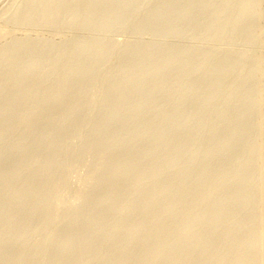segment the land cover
Wrapping results in <instances>:
<instances>
[{"label":"rangeland","instance_id":"rangeland-1","mask_svg":"<svg viewBox=\"0 0 264 264\" xmlns=\"http://www.w3.org/2000/svg\"><path fill=\"white\" fill-rule=\"evenodd\" d=\"M49 1V3H47ZM41 2V0H0V59L4 58V60L0 64V135L2 134V140L0 139V171L1 170H8L9 168H12V166L21 158L24 160L25 164H28L29 160L32 158V156L39 157V160L41 162L47 161V158L52 159L56 155L54 160V164L57 162L61 163H67L68 167L66 166L64 172L62 169H56L58 173H56L60 177L62 176V180L60 181V185H63V179L67 186H59L56 185L54 187V193L53 189L48 195H43V198L48 200L49 206H45L44 209H41V213L37 215V217L33 220L34 222H31L33 224V227L36 226L39 227V225H42L41 230L44 232H40L34 234L33 236H25L22 234L24 232V227L22 225L16 226L12 232L10 233V237H13L15 244H14V250L13 254L5 256V254H0V264L5 261H9L13 255H15L17 252H19L20 248H25L27 245L29 248L30 246L33 247L34 244H37L38 246H41L42 249H47L42 253L39 252L36 255H34L33 258L28 262L29 264H47L50 259V250L60 244V242H63L62 239H59V236L61 237L62 231L67 229L68 222L67 219L72 215L73 212L78 210H83V208H86L88 206L89 197L80 195V192L84 190V193L86 194L88 191L96 187L95 182L91 183H84L85 174L88 173V170L91 168V166L95 163V160L97 158L98 153L101 152V150H107V147L109 145L114 144L116 142L123 143L117 146L115 149H111L109 152V161L111 163H114L118 161V159L122 156H125L128 158V160L131 161L132 169L129 172V177H134L138 175L141 171L142 165L145 168V171L148 170L149 172H144V181L141 185H133L128 184V179L124 178L122 179L120 185L124 186L125 190L132 194H124L120 195L114 198L113 202L107 203L97 210L98 216L100 218H103V216H106L112 206V204H120L123 201H127V203L135 204V208L132 209L130 212H127V210H120L119 212L115 213L114 215L106 218L104 224H102L103 232H108L113 225L118 220H122L126 217L129 218V220L135 221L138 219V217H142L143 215H149L148 210H144L140 208L139 203L141 201L142 193L144 191L154 190V189H160L162 185L172 184L175 189H180V193L175 195V197H172V202L174 201V204L178 206L176 212L169 216L165 222L168 223L167 228L164 229V232L161 234L159 233V236H162L160 239L165 240L168 238H172L176 242L184 243L187 242L188 239H190L189 235L185 234H179L181 227L180 222H183L185 217L184 215L188 213H192V211L197 210L198 212H205L208 211V215L205 218V223L207 220H209L211 217H213L216 214V210H218V207L220 206L223 210L226 212L231 211L230 217L229 215L225 214L222 216V224L224 226H234L238 223L244 222V224L247 226V228L244 231V226L242 228V231H240V227L232 226V231L229 232L225 237L228 239L225 240L224 244L225 246H220V249H223L222 247H225V253H230V248H232L231 252L233 253V247L232 240L237 239L236 236H238V239H242L243 241H247L248 249L243 258L240 256L238 258H241L240 260L244 261V264H263L264 261L261 259H264V121H263V113H264V0H53L55 1L52 3V0H48ZM59 1V2H58ZM69 1V2H68ZM113 1V2H112ZM125 1V2H123ZM173 4H172V2ZM191 3H190V2ZM245 3H244V2ZM248 1V2H247ZM262 3V4H256ZM260 1V2H259ZM20 2V3H19ZM41 2V3H40ZM45 2V3H44ZM51 2V3H50ZM100 2V3H99ZM107 2V3H106ZM134 2V3H133ZM139 2V3H138ZM163 2V3H162ZM180 2V3H179ZM187 2V3H186ZM199 2L200 5H199ZM204 2H206L204 4ZM212 2V3H211ZM230 2V3H228ZM238 2V3H237ZM241 2V3H240ZM35 10H33L29 5ZM59 3V4H58ZM63 3V4H61ZM95 3V4H94ZM98 3V4H97ZM130 3V4H128ZM148 3V4H147ZM211 3V4H210ZM217 3V4H216ZM228 3V4H227ZM237 5H236V4ZM249 5H248V4ZM7 4V5H6ZM34 6H33V5ZM36 4V6H35ZM42 4V5H41ZM47 6H46V5ZM53 4V6H52ZM61 4V6H60ZM69 4V5H68ZM72 4V5H71ZM77 4V5H76ZM87 4V5H85ZM110 10H107V8ZM128 4V5H127ZM134 4V5H133ZM136 4V5H135ZM178 4V5H177ZM209 4V5H208ZM233 4V5H232ZM240 4V5H239ZM242 4V5H241ZM255 4V6H254ZM28 5V6H26ZM38 5V6H37ZM51 5V6H50ZM59 5V6H57ZM92 5H96L95 7ZM131 5V6H130ZM176 5V6H175ZM189 5V7H188ZM195 5V6H193ZM202 5V6H201ZM216 5V6H215ZM220 5V6H219ZM239 5V6H238ZM244 5V6H243ZM258 5V6H257ZM12 6V7H11ZM73 6V7H72ZM88 6V7H86ZM113 6V7H111ZM129 6V7H128ZM167 6V7H166ZM170 6V7H169ZM206 6V7H203ZM237 6V9L235 7ZM247 6V7H246ZM252 6V7H251ZM263 6L262 8H260ZM4 7V8H3ZM47 7L49 9H47ZM55 7V8H53ZM61 7V8H60ZM66 7V8H64ZM118 7V8H116ZM131 7V8H130ZM144 7V9H143ZM153 7V8H152ZM156 7V8H155ZM165 7V8H164ZM194 7V8H193ZM209 7V9H208ZM212 7V8H211ZM228 7V8H227ZM233 9H232V8ZM245 7V8H244ZM251 7V8H250ZM259 7V8H258ZM11 8V9H9ZM31 8V9H30ZM59 8V9H58ZM64 8V9H63ZM73 8V9H72ZM105 8V9H104ZM122 8V9H121ZM139 10H138V9ZM160 8V9H159ZM168 8V9H167ZM171 8V9H169ZM178 8V9H177ZM187 8V9H186ZM192 8V9H191ZM199 8V9H198ZM205 10H204V9ZM224 8V9H223ZM235 8V9H234ZM254 8V9H252ZM258 10H257V9ZM55 9H62L61 11ZM65 9L67 11H65ZM72 9L73 13H72ZM90 11H88V10ZM92 9V10H91ZM115 9V10H112ZM131 9V10H130ZM163 9V10H162ZM181 9V10H179ZM190 9V10H189ZM197 9V11H196ZM213 9V10H211ZM226 9V10H225ZM229 9V10H228ZM247 9V10H246ZM261 11H260V10ZM51 10V11H50ZM70 10V11H69ZM94 10V11H93ZM120 10V12H119ZM171 12H170V11ZM175 10V11H174ZM201 10V11H200ZM225 10V12H224ZM233 10V11H232ZM238 10V12L236 11ZM252 12H251V11ZM35 11V13H34ZM41 11V12H40ZM54 11V13H53ZM76 11V12H74ZM99 11V12H98ZM149 11V12H148ZM181 11V12H180ZM207 11V12H206ZM212 11V12H211ZM246 11V12H245ZM256 11V12H255ZM258 11V12H257ZM3 12V13H2ZM11 12V13H10ZM33 12V14H32ZM43 12V13H42ZM92 12V13H91ZM113 12V13H112ZM135 12V13H134ZM140 12V14L138 13ZM154 12V13H153ZM168 12V13H167ZM184 12V14H183ZM194 12V13H193ZM204 12V14H203ZM210 14H209V13ZM242 12V13H241ZM82 13V14H81ZM97 13V14H96ZM105 13V14H104ZM123 13V15H122ZM131 13V14H130ZM150 13V14H149ZM152 13V14H151ZM193 13V14H192ZM214 13V14H212ZM226 13V14H225ZM237 13V14H235ZM246 13V14H243ZM3 14V15H2ZM6 14H12L7 15ZM49 16H48V15ZM51 14V15H50ZM55 16H54V15ZM57 14V15H56ZM61 16H59V15ZM64 14V15H62ZM72 14V16H71ZM81 14V15H80ZM101 14V15H100ZM113 14V15H112ZM125 14V15H124ZM178 14V15H177ZM201 14V15H200ZM218 14V15H217ZM223 14V15H222ZM233 14V15H232ZM249 14V15H248ZM258 16H256V15ZM262 17H261V15ZM5 15V16H4ZM26 15V16H25ZM42 15V17H41ZM69 15V16H68ZM190 15V16H188ZM192 15V16H191ZM194 15V16H193ZM204 15V17H203ZM213 15V16H212ZM216 15V16H215ZM231 15V16H230ZM244 15V17H243ZM12 16V17H11ZM28 16V17H27ZM40 16V17H39ZM46 16V17H45ZM58 16V18H57ZM71 16V17H70ZM75 16V17H73ZM78 16V17H77ZM100 16V17H99ZM131 16V17H130ZM159 16V18H157ZM186 16V17H185ZM208 16V18H207ZM211 16V17H210ZM234 16V17H233ZM34 17V18H33ZM56 17V18H55ZM66 17V19H65ZM70 17V18H69ZM97 17V18H95ZM107 17L109 19H107ZM120 17V19H119ZM130 17V18H129ZM140 17V18H139ZM181 17V18H180ZM200 17V18H199ZM231 17V18H230ZM239 17V19L237 18ZM243 17V18H242ZM259 17V18H258ZM7 18V19H6ZM13 18V19H12ZM38 18L37 21H35ZM61 18V20H60ZM103 18V19H102ZM113 18V19H112ZM132 18V19H131ZM154 18V19H152ZM205 18V19H204ZM213 18V19H212ZM219 18V19H218ZM226 18V19H225ZM234 18V19H232ZM258 20H257V19ZM57 21H56V20ZM70 21H69V20ZM75 19V20H74ZM84 19V22H83ZM87 19V20H86ZM105 19V20H104ZM148 19L150 21H148ZM160 19V20H159ZM170 19V20H169ZM184 19V20H183ZM188 19V20H187ZM196 19V20H195ZM209 19L211 21H209ZM218 19V20H217ZM243 19V21H242ZM247 19V20H246ZM250 19V20H249ZM254 19V20H253ZM261 19V20H260ZM11 20V21H10ZM26 20V21H25ZM31 20V21H30ZM43 22H42V21ZM73 23H72V21ZM79 20V21H77ZM81 20V21H80ZM97 20V21H96ZM126 20V21H125ZM143 20V21H142ZM156 20V22H155ZM172 20V21H171ZM178 20V21H177ZM230 20V21H229ZM234 20V21H233ZM249 20V21H248ZM14 21V22H12ZM29 21V22H28ZM35 21V22H34ZM42 22V23H39ZM77 21V22H76ZM87 21V22H86ZM111 21V22H109ZM113 21V23H112ZM122 21L124 23H122ZM140 23H139V22ZM154 21V22H153ZM199 21V22H198ZM223 21V22H222ZM239 23H237V22ZM240 21V22H239ZM246 21V22H245ZM248 21V22H247ZM5 22V23H4ZM13 24H11V23ZM22 22V23H21ZM26 22V23H24ZM92 22V23H91ZM99 22V23H98ZM106 22V23H105ZM110 24H109V23ZM127 22V23H126ZM133 22V23H132ZM204 22V23H203ZM244 22V23H242ZM249 22H252L249 23ZM4 23V24H2ZM9 23V24H8ZM21 23V24H20ZM57 23V24H56ZM67 23V24H65ZM71 23V24H70ZM89 25H88V24ZM95 23V24H94ZM98 23V24H97ZM120 23V24H118ZM132 23V24H131ZM164 23V24H163ZM167 23V24H166ZM202 25H201V24ZM216 23V25H215ZM220 23V24H219ZM232 26H231V24ZM235 23L237 25H235ZM249 23V24H248ZM6 24V25H5ZM26 24V25H25ZM30 24V25H29ZM40 24V26H39ZM47 24V25H45ZM76 24V25H75ZM82 24V25H80ZM103 24V25H102ZM122 24V25H121ZM140 24V25H138ZM152 24V25H150ZM190 24V25H189ZM197 24V25H196ZM207 24L208 27L207 28ZM210 24V25H209ZM227 24V25H226ZM241 24V25H240ZM248 26H245V25ZM20 25V26H19ZM37 25V26H36ZM57 25V27H56ZM63 25V26H62ZM84 25H88L87 28ZM93 25V26H90ZM135 25V26H134ZM183 25V26H182ZM188 25V26H187ZM201 25V26H200ZM235 25V26H234ZM26 26V27H25ZM30 26V27H29ZM44 26V27H43ZM123 26V27H122ZM166 26V29H165ZM188 28H187V27ZM206 26V27H205ZM215 26V27H214ZM217 26V27H216ZM225 26V27H224ZM231 26L232 30L229 29ZM244 26V27H243ZM18 27V28H17ZM21 27V28H20ZM28 27L30 29H28ZM39 27V28H38ZM46 27V28H45ZM62 27V28H61ZM68 27V29L66 28ZM75 27V28H74ZM108 27V28H107ZM150 27V28H149ZM179 27V28H178ZM181 27V28H180ZM183 27V28H182ZM196 27V28H195ZM199 27V28H198ZM242 27V28H240ZM2 28V29H1ZM17 28V29H16ZM59 28V29H58ZM94 28V29H93ZM98 28V29H97ZM118 28V30H117ZM146 28V29H145ZM152 28V29H151ZM198 28V29H197ZM205 28V29H203ZM228 28V29H225ZM236 30H235V29ZM4 29V30H3ZM14 29V30H13ZM27 29V30H26ZM44 31H43V30ZM58 29V30H57ZM65 29V30H64ZM77 29V30H76ZM79 29V30H78ZM115 29V30H114ZM145 29V31H144ZM157 29V30H156ZM176 29V30H175ZM202 29V30H201ZM214 29V30H213ZM241 29V30H240ZM259 29V30H258ZM21 30V31H20ZM46 30V31H45ZM57 30V31H56ZM62 30V31H61ZM68 30V31H67ZM94 30V31H93ZM121 30V31H120ZM128 30V31H127ZM150 30V31H149ZM175 30V32H174ZM183 30V31H182ZM186 30V31H185ZM14 33H12V32ZM49 31V32H48ZM95 33L92 34L91 33ZM119 31V32H118ZM139 31V32H138ZM165 31V32H164ZM191 31V32H190ZM2 32V33H1ZM5 36L3 33H5ZM155 32V33H154ZM183 32V33H182ZM188 32V33H187ZM210 32V33H209ZM225 32V33H224ZM230 34H229V33ZM242 32V33H241ZM259 32V33H258ZM16 33V34H15ZM19 33V35H18ZM49 33H51L49 35ZM84 33V34H83ZM102 33V34H101ZM148 33V34H147ZM152 33V34H151ZM174 33V34H172ZM181 33V34H180ZM187 33V34H186ZM196 33V35H194ZM261 33V34H260ZM11 34V35H10ZM60 34V35H59ZM79 34V35H78ZM132 34V35H131ZM151 34V36H150ZM170 34V35H169ZM183 34V35H182ZM202 34V35H201ZM204 34V35H203ZM209 34V36H208ZM211 34V35H210ZM222 34V35H221ZM235 34V35H234ZM13 35V36H12ZM18 35V36H17ZM26 35V36H25ZM39 35V36H38ZM49 35V36H48ZM78 35V36H77ZM87 35V36H86ZM93 35V36H92ZM96 35V36H95ZM111 35V36H110ZM138 35V36H137ZM149 35V36H148ZM157 35V36H156ZM169 35V36H168ZM227 35V36H226ZM240 35V36H239ZM262 35V36H261ZM25 36V37H24ZM32 39L30 42V37ZM37 36V37H36ZM46 36V37H43ZM86 36V37H85ZM110 36V38H108ZM128 36V37H127ZM147 38H145V37ZM167 36V37H166ZM182 36V37H181ZM185 36V37H184ZM217 36V37H216ZM246 36V37H245ZM253 36V37H252ZM256 36V37H255ZM259 36V39H258ZM11 37V38H10ZM18 37V38H17ZM22 37V38H21ZM27 37V38H26ZM53 37V38H52ZM81 39H80V38ZM99 37V38H98ZM124 37V38H123ZM201 37V38H200ZM223 37V38H222ZM227 37V38H226ZM263 37V38H262ZM41 38V39H39ZM113 38V39H112ZM132 38V39H131ZM226 38V39H225ZM251 38V39H250ZM10 39V40H9ZM15 39V41H14ZM25 39V40H24ZM29 39V40H28ZM58 39V40H57ZM61 39V40H60ZM66 39V40H65ZM73 39V40H72ZM107 39V40H106ZM148 39V40H147ZM151 39V40H150ZM155 39V40H154ZM250 39V40H249ZM9 40V41H8ZM45 40V41H44ZM53 40V42H52ZM76 40V41H75ZM79 40V41H78ZM115 43H114V41ZM159 40V41H158ZM169 40V41H168ZM227 40V41H226ZM233 40V41H232ZM248 40V41H247ZM259 40V42L257 41ZM20 41V42H19ZM22 41V42H21ZM28 41V42H27ZM36 41V43H34ZM56 41V42H55ZM86 41V42H85ZM88 41V42H87ZM107 41V42H105ZM177 41V42H176ZM180 41V42H179ZM192 41V42H191ZM241 41V42H240ZM247 41V42H246ZM9 42V43H8ZM27 42V44H26ZM38 42V43H37ZM41 42V43H40ZM48 42V43H47ZM66 42V43H65ZM77 42V43H76ZM82 42V43H81ZM92 42V43H91ZM98 42V43H96ZM131 42V43H130ZM146 42V43H145ZM152 42V43H151ZM154 42V43H153ZM159 42V43H158ZM161 42V43H160ZM209 42V43H208ZM220 42V43H219ZM244 42V44H243ZM257 42V43H256ZM15 45L14 47L12 45ZM21 43V44H19ZM25 43V44H24ZM33 43V44H32ZM47 43V44H46ZM54 43V44H53ZM86 43V44H84ZM120 43V45H119ZM141 43V44H140ZM172 43V44H171ZM212 43V44H210ZM229 43V44H228ZM260 45H259V44ZM8 44H11L8 46ZM24 44V45H23ZM58 44V45H57ZM68 44V46H67ZM72 46H71V45ZM75 44V45H73ZM77 44V45H76ZM81 44V45H80ZM84 44V45H83ZM94 46H93V45ZM139 44V45H138ZM150 44V46H149ZM162 44V45H161ZM217 44V45H216ZM4 45V47H3ZM43 45L44 48L41 46ZM55 45V46H54ZM66 45V46H65ZM79 45V46H78ZM109 45V46H108ZM137 45V46H136ZM141 45V46H140ZM143 45V46H142ZM209 45V46H208ZM236 45V46H235ZM254 45V46H253ZM257 45V46H256ZM31 46V47H30ZM33 46L38 47L36 49L37 52L40 53V56L36 54V49L32 48ZM47 46V47H46ZM52 46V47H51ZM75 46V47H74ZM94 48H93V47ZM97 46V47H96ZM100 46V47H99ZM133 46V47H132ZM146 46V47H145ZM148 46V47H147ZM158 46V47H156ZM164 46V47H162ZM174 46V47H173ZM223 46V47H222ZM9 47V48H8ZM23 49H22V48ZM27 47V48H26ZM42 47V48H41ZM67 47V49H66ZM77 47V48H76ZM84 47L86 49H84ZM125 49H124V48ZM136 47V48H135ZM248 47V48H247ZM251 47V48H250ZM14 48V50H12ZM19 50L17 51V49ZM32 48V49H31ZM40 48V49H39ZM73 48V49H72ZM89 49V51L87 50ZM91 48V49H90ZM99 48V49H98ZM210 48V49H209ZM218 48H220L218 50ZM240 48V49H239ZM9 49V50H8ZM29 49V50H28ZM31 49V50H30ZM55 49V51H54ZM60 49V50H59ZM94 51H93V50ZM116 52H115V50ZM130 49V50H129ZM140 49V50H139ZM150 49V50H149ZM165 49V50H164ZM174 49V50H173ZM227 51H226V50ZM249 49V50H248ZM251 49V52H250ZM11 50V51H10ZM18 52H16V51ZM27 52H25V51ZM42 50V51H41ZM53 50V51H52ZM68 52H67V51ZM71 50V51H70ZM74 50V52L72 51ZM86 50V51H84ZM104 50V52L102 51ZM110 52H109V51ZM231 50V51H230ZM234 50V51H233ZM236 50V51H235ZM61 51V52H60ZM63 51V52H62ZM96 51V52H95ZM107 51V52H106ZM135 51V52H134ZM150 51V52H149ZM186 51V52H185ZM201 51V52H200ZM204 51V52H203ZM207 51V52H206ZM221 51V52H220ZM20 52V53H19ZM23 52V53H22ZM43 52V53H42ZM72 52V54H71ZM82 52V53H81ZM88 52V53H87ZM98 52V53H97ZM140 52V53H139ZM148 52V53H147ZM167 52V53H166ZM173 52V53H170ZM215 52V53H214ZM241 52V53H240ZM249 52V53H248ZM253 52V53H252ZM33 53V55L31 54ZM52 53V54H51ZM64 53V54H63ZM84 53V54H83ZM110 53V54H109ZM143 53V54H142ZM182 53V54H181ZM184 53V54H183ZM213 53V54H212ZM221 53V54H219ZM228 53V54H227ZM36 54V55H34ZM43 54V55H42ZM48 54V55H47ZM61 54V55H60ZM78 54V55H77ZM94 54V56H93ZM141 54V55H140ZM159 54V55H158ZM167 54V55H166ZM176 54V55H174ZM212 54V56H211ZM219 54V55H218ZM7 55V56H6ZM28 55V56H27ZM31 55V56H30ZM45 55V56H44ZM63 55V56H62ZM80 55V56H79ZM82 55V56H81ZM104 55V57H103ZM113 55V56H112ZM158 55V56H157ZM33 56V57H32ZM36 56V57H35ZM67 56V58H66ZM71 56V57H70ZM85 56V57H83ZM89 56V57H87ZM111 56V57H109ZM149 56V58H148ZM157 56V57H156ZM165 56V57H164ZM167 56V57H166ZM199 56H202L201 58ZM207 58H206V57ZM218 56V57H216ZM233 56V57H232ZM235 56V57H234ZM251 56V57H250ZM29 57V58H28ZM32 57V58H31ZM35 57V58H34ZM40 57V58H39ZM62 57V58H61ZM74 57V58H73ZM101 57V58H100ZM108 57V58H107ZM116 57V58H115ZM163 57V58H162ZM251 59H250V58ZM257 57V58H256ZM261 57L263 59H261ZM7 58V59H6ZM16 58V59H15ZM21 58V59H20ZM27 58V59H26ZM57 58V60H56ZM79 58V59H78ZM87 58V59H86ZM100 58V60H99ZM103 58V59H102ZM111 58V59H110ZM145 58V59H144ZM171 58V59H170ZM173 58V59H172ZM209 58V60H208ZM212 58V59H211ZM214 58V59H213ZM229 58V59H228ZM14 59V60H13ZM20 59V60H19ZM34 59V60H33ZM40 59V60H39ZM51 59V61H50ZM70 59V60H68ZM117 59V60H116ZM129 59V60H128ZM132 59V60H131ZM183 59V60H182ZM199 59V60H198ZM202 59V60H201ZM255 59V60H254ZM9 60V61H8ZM12 60V62L10 61ZM16 60V62H15ZM18 60V61H17ZM56 60V61H55ZM77 60V61H75ZM96 60V61H95ZM113 60V61H112ZM152 60V61H151ZM166 60V61H165ZM194 60V61H193ZM201 60V61H200ZM206 62H205V61ZM217 60V61H216ZM257 60V61H256ZM259 60V61H258ZM20 61V62H19ZM24 61V62H23ZM28 61V62H27ZM34 61V63H33ZM38 62L41 66L39 68V65L35 63ZM53 61V62H52ZM68 61V62H66ZM83 61V62H82ZM88 61V62H86ZM94 61V62H93ZM105 61V62H103ZM108 63H107V62ZM173 61V62H172ZM180 61V62H179ZM258 63H256V62ZM23 62V63H22ZM30 62V63H29ZM48 62V63H47ZM118 62V63H117ZM155 62V63H154ZM169 62V63H168ZM198 62V64H197ZM208 62V63H207ZM231 62V63H230ZM261 62V63H260ZM4 63V64H3ZM7 63V64H5ZM12 63V64H11ZM19 63V64H18ZM22 63V64H21ZM33 63V64H32ZM70 63V64H69ZM78 63V64H77ZM81 63V64H80ZM86 63V64H85ZM95 63V64H94ZM139 63V64H138ZM145 63V64H144ZM181 63V64H180ZM200 63V64H199ZM203 63V64H202ZM217 63V64H216ZM228 63V64H226ZM243 63V64H241ZM76 64V65H75ZM106 66H105V65ZM109 64V65H108ZM238 64V65H237ZM13 65V66H12ZM19 65V66H18ZM20 65L22 67H20ZM26 65V66H25ZM31 65V66H30ZM43 65V66H42ZM58 65V66H57ZM90 69H89V66ZM95 65V66H94ZM115 65V66H114ZM130 65V67H129ZM132 65V66H131ZM167 65V66H165ZM190 65V67H189ZM196 65V66H195ZM201 65V66H200ZM206 65V66H205ZM210 68H209V66ZM220 67H219V66ZM258 65V67H257ZM263 66V70L262 67ZM3 66V67H1ZM5 66V67H4ZM10 66V68H9ZM29 66V67H28ZM36 66V67H35ZM38 66V67H37ZM66 66V67H65ZM73 66V67H72ZM85 66L88 68L85 69ZM93 66V67H91ZM112 66V67H111ZM124 66V67H123ZM137 66V67H136ZM141 66V67H140ZM156 66V67H155ZM162 66V67H161ZM195 66V67H194ZM241 66V67H240ZM250 66V67H249ZM12 67V68H11ZM14 67V68H13ZM48 67V68H47ZM59 67V69H58ZM114 67V68H113ZM120 67V68H119ZM132 67V69H131ZM145 67V68H144ZM239 67V69H238ZM6 68V69H5ZM9 68V69H8ZM21 68V69H20ZM25 68V69H24ZM30 68V69H29ZM37 69V71L35 70ZM53 68H55L54 72L52 71ZM64 68V70H63ZM67 68H71V71H69ZM78 68V69H77ZM107 68V69H106ZM122 68V69H121ZM185 68V69H184ZM234 68V69H233ZM258 68V69H256ZM5 69V70H4ZM14 69V70H12ZM20 69V70H19ZM40 69V70H39ZM61 69V70H60ZM89 69V71H88ZM94 69V70H92ZM127 69V70H125ZM140 69V70H138ZM214 69V70H213ZM223 69V70H222ZM226 69V70H225ZM261 69V70H260ZM8 70V71H7ZM11 70V71H10ZM49 70V71H48ZM51 70V71H50ZM58 72L56 73V71ZM63 70V71H62ZM73 70V71H72ZM77 70V71H76ZM79 70V71H78ZM82 70V71H81ZM87 70V71H86ZM137 70V71H136ZM174 70V71H173ZM177 70V71H176ZM187 70V71H186ZM238 70V71H236ZM5 71V72H4ZM16 71V72H15ZM18 71V72H17ZM23 71V72H22ZM25 71V74H24ZM30 71V72H28ZM35 71V72H33ZM99 71V72H98ZM104 71V72H103ZM118 71V72H117ZM139 71V72H138ZM163 71V72H162ZM208 71V72H207ZM213 71V72H212ZM240 71V72H239ZM4 72V73H3ZM7 72V73H6ZM15 72V74H14ZM19 72H21L19 74ZM28 72V73H27ZM70 72V73H69ZM79 72V74H78ZM82 72V74H81ZM106 72V73H105ZM111 72V73H110ZM115 72V73H114ZM128 72V73H127ZM181 72V73H180ZM187 72V73H186ZM233 72V73H232ZM239 72V73H238ZM252 72V74H251ZM263 72V73H261ZM18 73V74H17ZM23 73V74H22ZM30 73V74H29ZM35 73V74H33ZM45 75H44V74ZM47 73V74H46ZM54 73V74H53ZM62 73V74H61ZM64 73V74H63ZM114 73L115 75H113ZM126 75H125V74ZM141 73V74H140ZM161 73V74H160ZM194 73V74H193ZM225 73V74H224ZM235 73V75H233ZM251 75H249V74ZM5 74H8L7 76ZM11 76L9 77V75ZM14 74V76L12 75ZM22 74V75H21ZM44 75L43 78L41 75ZM51 74V75H50ZM53 74V75H52ZM58 74V76H57ZM67 76H64L66 75ZM73 76H72V75ZM75 74V76H74ZM78 74V78H77ZM89 74V75H88ZM119 74V75H118ZM176 74V76H175ZM220 76H219V75ZM227 74V75H226ZM248 74V76H247ZM263 74V76H262ZM19 75V76H17ZM51 77H50V76ZM91 75V76H90ZM104 75V76H103ZM145 75V76H144ZM193 75V76H192ZM240 75V77H239ZM247 77H246V76ZM261 75V76H259ZM13 76V77H12ZM16 76V77H15ZM23 76V77H22ZM46 76H48L46 78ZM58 78H56V77ZM63 76L65 77L64 80H60ZM81 76V77H80ZM83 76V77H82ZM115 76V77H114ZM118 76V78H116ZM122 76V77H121ZM127 76V77H126ZM167 76V77H166ZM184 76V77H183ZM187 76V77H186ZM195 76V77H194ZM198 76V77H197ZM201 76V78H200ZM213 76V77H212ZM242 76V77H241ZM12 77V78H11ZM15 77V78H14ZM18 77V78H17ZM22 77V78H21ZM31 77V78H30ZM41 77L43 79H41ZM72 77V78H71ZM80 77V78H79ZM179 77V78H178ZM237 77V78H236ZM262 77V78H261ZM11 78V79H10ZM24 78V80H23ZM37 78V80H36ZM70 78V79H68ZM77 78V79H76ZM199 78V79H198ZM206 78V79H205ZM231 78V79H230ZM240 78V79H239ZM244 78V79H243ZM253 78V79H250ZM41 79V80H40ZM52 81H51V80ZM56 79V80H55ZM67 79V80H66ZM72 79V80H71ZM81 79V80H80ZM84 79V81H83ZM98 79V80H97ZM110 79V80H109ZM183 79V80H182ZM189 79V80H187ZM198 79V80H197ZM201 79V80H200ZM247 79V80H246ZM258 79V80H257ZM263 81H261V80ZM49 82H48V81ZM66 80V82H65ZM77 80V81H76ZM98 82H97V81ZM114 80V81H113ZM117 80V81H116ZM148 80V81H147ZM230 80V81H227ZM232 80H234L233 83ZM250 80V81H249ZM51 81V82H50ZM56 81V82H54ZM60 83H59V82ZM72 83H71V82ZM170 81V83H169ZM195 81V82H194ZM224 81V82H223ZM237 81V82H236ZM248 81V82H247ZM259 81L261 83H259ZM33 82V83H32ZM42 82V83H41ZM46 82V83H45ZM53 82V83H52ZM63 82V83H61ZM89 82V83H88ZM100 82V83H99ZM111 82V83H110ZM118 82V83H116ZM149 84H148V83ZM179 82V83H178ZM205 82V83H204ZM254 82V83H253ZM84 83V84H83ZM153 83V84H152ZM211 83V84H210ZM225 83V86H224ZM238 83V84H237ZM249 83V84H248ZM256 83V84H255ZM4 84V85H3ZM36 84V85H35ZM49 84V85H48ZM52 84V86H50ZM62 84V85H60ZM88 84V85H87ZM92 84V85H91ZM95 84V85H94ZM143 84V86H142ZM261 84V85H260ZM3 85V88L2 86ZM8 85V86H7ZM10 85V86H9ZM48 85V86H45ZM54 85V86H53ZM70 87H67L69 86ZM99 85V86H98ZM110 85V86H109ZM260 85V86H258ZM36 86V87H35ZM38 86H45V87H38ZM85 87L83 89V87ZM91 86V87H89ZM145 86V87H144ZM163 86V88H162ZM182 86V87H180ZM193 86V88H192ZM224 86V87H222ZM227 86V87H226ZM236 86V87H235ZM252 88H250V87ZM5 87V88H4ZM7 87V89H6ZM20 87V88H19ZM33 87V88H32ZM49 87V88H46ZM52 87V88H50ZM53 87H55L53 89ZM58 87V88H57ZM67 87V88H65ZM94 87V88H93ZM180 87V88H179ZM184 87V88H183ZM195 87V88H194ZM221 87V88H220ZM258 87V88H257ZM10 88V89H8ZM14 88V89H12ZM46 88V89H45ZM89 88V89H88ZM91 88V89H90ZM103 88V89H102ZM111 88V89H110ZM112 88L114 90H112ZM178 88V89H177ZM191 88V89H190ZM223 88V89H222ZM225 88V90H224ZM248 88V90H247ZM262 90H261V89ZM3 89V90H2ZM6 89V91L4 90ZM17 89V90H16ZM40 89V90H38ZM48 89V90H47ZM50 89V90H49ZM54 91H53V90ZM56 89V90H55ZM60 89V90H59ZM93 89V90H92ZM100 89V90H99ZM132 89V90H131ZM143 89V90H142ZM221 89V90H220ZM260 89V90H259ZM9 90V91H8ZM13 90V93H12ZM43 90V91H41ZM78 90V91H77ZM88 92H87V91ZM95 90V91H94ZM99 90V91H98ZM111 90V92H110ZM135 90V91H134ZM156 90V91H155ZM178 90V91H177ZM187 90V91H186ZM194 90V91H193ZM240 90V91H239ZM247 90V91H246ZM259 93H262L259 94ZM4 91V92H2ZM11 91V92H10ZM15 91V92H14ZM39 91V92H38ZM45 91V92H44ZM49 93H48V92ZM57 91V92H56ZM60 91V92H59ZM63 91V94H62ZM94 91V92H93ZM146 91V92H145ZM238 91V92H237ZM25 92V93H24ZM44 92V93H43ZM55 92V95L54 94ZM60 94H59V93ZM107 92V93H106ZM110 92V93H109ZM124 92V93H123ZM130 92V93H128ZM137 92V93H136ZM158 92V94H157ZM161 92V93H160ZM180 92V93H179ZM215 92V93H214ZM222 92V94H220ZM247 92V93H246ZM16 93L15 96H13ZM30 93V94H29ZM43 93V95H40ZM59 94V96L57 95ZM66 95H65V94ZM68 93V94H67ZM76 93V94H75ZM87 93V94H86ZM96 93H99L98 95ZM127 93V94H126ZM153 93V94H152ZM168 93V95H167ZM181 93H184L181 95ZM191 93V94H190ZM243 93V94H242ZM249 93V94H248ZM258 93V94H257ZM4 94V95H2ZM10 94V95H9ZM13 94V95H12ZM22 94V95H21ZM26 94V96H25ZM48 94V95H47ZM50 94L51 97L49 96ZM71 94V95H70ZM86 94V95H85ZM102 96H101V95ZM106 94V95H105ZM146 94V95H145ZM153 96H152V95ZM156 94V95H155ZM161 94V95H160ZM175 94V95H174ZM196 94V95H195ZM211 94V95H210ZM218 94V95H217ZM224 94V95H223ZM226 94V95H225ZM229 94V95H228ZM242 94V95H241ZM248 94V95H247ZM255 94L257 95L255 97ZM263 94V95H262ZM9 95V96H8ZM34 95V98H32ZM45 95V97H44ZM46 95L48 97H46ZM63 95L62 97H60ZM69 95V97H68ZM84 95V96H83ZM100 95V96H99ZM122 95V97H121ZM125 95V96H124ZM129 95V96H128ZM143 95V96H142ZM178 95V96H177ZM18 96V97H16ZM40 96V97H39ZM54 96V97H53ZM58 96V97H57ZM73 96V98H72ZM142 96V97H141ZM180 96V98H179ZM213 96V97H212ZM261 96V97H260ZM10 97V98H9ZM12 97V98H11ZM16 97V98H15ZM21 97V98H20ZM23 97V98H22ZM26 97V99H25ZM37 97V98H36ZM60 97V98H59ZM76 97V99H75ZM84 97V98H82ZM90 97V98H89ZM97 97V98H95ZM117 97V98H116ZM132 97V98H131ZM136 97V98H135ZM144 97V98H143ZM150 97V98H149ZM154 97V98H153ZM157 97V98H156ZM161 97V98H160ZM165 97V98H164ZM186 97V98H185ZM190 97V98H189ZM199 97V98H198ZM209 97V98H208ZM239 97V98H238ZM243 97V98H242ZM253 97V98H252ZM15 100H14V99ZM50 98V99H49ZM54 102H53V100ZM55 98H58L57 100ZM93 98V99H92ZM105 98V99H104ZM116 98V99H115ZM127 98V99H126ZM135 98V99H134ZM179 98V99H178ZM201 98V99H200ZM223 98V99H222ZM246 98V99H244ZM255 98V99H254ZM11 99V100H10ZM13 99V100H12ZM20 99V101H19ZM27 101H25V100ZM64 99V100H63ZM66 99V100H65ZM93 102H91L90 101ZM115 99V100H114ZM120 99V100H119ZM125 99V100H124ZM158 99V100H156ZM161 99V100H159ZM171 99V100H170ZM220 101H219V100ZM229 99V100H228ZM240 99V100H239ZM251 99V100H250ZM260 99V100H259ZM49 100V102H48ZM59 100V102H58ZM61 100V102H60ZM63 100V102H62ZM75 100V101H74ZM84 100V101H83ZM86 100V101H85ZM114 100V101H111ZM142 100V102L140 101ZM155 100V101H154ZM173 100V101H172ZM205 100V101H204ZM223 100L225 101L223 102ZM13 103H12V102ZM25 101V103H24ZM47 101V103H46ZM57 101V102H56ZM75 103H74V102ZM96 101V105H95ZM108 101V102H107ZM111 101V102H110ZM120 101V102H118ZM136 101V102H135ZM160 101V102H159ZM171 101V102H170ZM250 101V102H249ZM259 101V102H258ZM10 102V104H9ZM32 102V103H31ZM35 102V104H34ZM53 102V103H52ZM73 104H72V103ZM103 102V103H101ZM115 102V103H114ZM128 102L130 104H128ZM140 102V103H139ZM162 102V103H161ZM183 102V103H182ZM189 102L187 105V103ZM201 102V103H200ZM210 102V105H209ZM222 102V103H221ZM241 102V103H240ZM249 104H248V103ZM261 102V103H260ZM263 102V103H262ZM30 103V105H29ZM56 103V104H55ZM58 103V104H57ZM66 103V104H65ZM121 103V105H120ZM125 103V104H124ZM164 103V104H163ZM176 105H175V104ZM217 103V104H216ZM230 103V104H229ZM233 103V104H232ZM239 103V104H238ZM255 103V104H254ZM28 104V105H27ZM44 104V105H43ZM53 104V106H52ZM60 104V105H59ZM63 104V105H61ZM68 104V105H67ZM92 104V105H91ZM110 104L113 105L110 107ZM119 106H118V105ZM138 104V105H137ZM166 104V105H165ZM170 104V105H169ZM221 104V105H220ZM232 104V105H231ZM258 104V105H257ZM260 104V105H259ZM2 105V106H1ZM11 105V107H10ZM14 105V106H13ZM34 105H36L34 107ZM42 105L40 108L39 106ZM59 105V106H58ZM74 105V106H72ZM80 105V106H79ZM91 105V106H90ZM94 105V106H93ZM108 105V106H107ZM125 105V106H124ZM175 105V106H174ZM186 105V106H185ZM197 105V106H196ZM212 105V106H211ZM218 105V107H217ZM251 105V106H250ZM260 107H257V106ZM13 106V107H12ZM24 106V107H23ZM30 106V107H29ZM58 108H57V107ZM86 106V107H85ZM104 106V108H103ZM137 106V107H136ZM139 106V108H138ZM152 106V107H151ZM156 106V107H155ZM167 106V107H166ZM170 108H169V107ZM209 106V107H208ZM238 106V107H236ZM250 106V107H248ZM47 107V108H46ZM55 107V108H54ZM64 107V108H63ZM90 107V108H89ZM93 107V108H92ZM97 107V108H96ZM135 107V108H133ZM163 107V109H162ZM230 107V108H229ZM240 107V108H239ZM243 107V108H242ZM13 108V109H12ZM18 108V109H17ZM25 108H29L28 111ZM54 108V109H53ZM68 108V110H66ZM71 108V109H70ZM115 108V109H114ZM118 108V109H116ZM130 111H129V109ZM142 110H141V109ZM153 108V110H152ZM179 108V109H178ZM208 108V109H207ZM232 108V109H231ZM236 108V109H235ZM248 108V109H247ZM257 110L255 111V109ZM25 109V110H24ZM43 109V110H42ZM53 109V110H52ZM73 109V110H72ZM107 109V110H106ZM111 109V110H110ZM125 109V110H124ZM140 109V110H139ZM149 111H148V110ZM203 109H205L203 111ZM214 109V110H212ZM218 109V110H217ZM221 109V111H219ZM224 109V111H223ZM231 109V110H230ZM246 109V110H245ZM254 109V110H253ZM259 109V111H258ZM14 110V111H13ZM46 110V111H45ZM61 110V111H59ZM73 112H72V111ZM76 112H75V111ZM92 110V111H91ZM106 110V111H105ZM109 110V111H108ZM116 110V111H115ZM121 113L120 114L118 113ZM133 110V111H132ZM135 110V111H134ZM169 110V111H168ZM188 110V112H187ZM208 110V111H207ZM230 110V111H229ZM242 110V111H241ZM19 111V112H18ZM31 111V112H30ZM68 111V112H66ZM98 111V112H97ZM103 111V112H100ZM111 111V113H110ZM147 111V112H145ZM156 111V112H155ZM158 111V112H157ZM181 111V112H180ZM216 111V112H214ZM233 111V112H232ZM234 111L236 113H234ZM241 111V112H240ZM253 111V112H252ZM258 111V112H257ZM3 112V113H2ZM9 112V113H8ZM16 112V113H15ZM25 112V113H24ZM29 112V113H28ZM55 114H54V113ZM70 112L72 114H70ZM91 112V113H90ZM132 112V113H131ZM161 114H160V113ZM192 112V113H191ZM201 112V114H200ZM204 112V113H203ZM221 112V113H220ZM227 112V113H226ZM244 112V113H243ZM19 113V114H18ZM28 113V114H27ZM53 113V114H52ZM70 114V115H65ZM114 115H113V114ZM124 113V114H123ZM134 113V114H133ZM149 113V115H148ZM168 113V114H167ZM189 113V114H188ZM198 113V114H197ZM207 116H206V114ZM241 113V114H240ZM258 113V114H257ZM260 113V114H259ZM26 114V115H25ZM46 114V116H45ZM50 114V115H49ZM56 114L58 117H56ZM74 114V115H73ZM76 114V115H75ZM90 114H92L90 116ZM112 114V115H111ZM157 114V115H156ZM160 114V115H158ZM200 114V116H199ZM225 119H224V116ZM236 114V116H235ZM245 114V115H244ZM250 114V115H249ZM262 114V115H261ZM49 115V116H48ZM65 115V116H64ZM109 115V116H108ZM111 115V116H110ZM127 115V116H126ZM136 115V117H135ZM139 115V116H138ZM145 115V116H144ZM197 115V116H196ZM222 115V116H221ZM230 115V116H229ZM252 115V116H251ZM259 115V117L257 116ZM25 116V117H24ZM27 116V117H26ZM44 116V117H42ZM78 116V117H74ZM83 116V117H82ZM89 116V117H88ZM120 116V117H119ZM134 116V117H133ZM148 116V117H147ZM178 116V117H177ZM213 116V117H212ZM227 116V117H226ZM229 116V117H228ZM249 116V118H248ZM253 116H256L257 118H253ZM261 116V117H260ZM20 117V118H19ZM56 117V118H55ZM60 117V118H59ZM66 117V118H65ZM69 117V118H68ZM72 117V118H71ZM105 117V118H104ZM125 117V119H124ZM140 117V118H139ZM196 117V118H195ZM200 117V118H199ZM209 117V118H208ZM236 117V119H235ZM238 117V118H237ZM46 118V119H44ZM50 118V120H49ZM60 121H59V119ZM81 118V119H80ZM112 118V119H111ZM138 118V119H136ZM142 118V120H141ZM188 118V120H187ZM207 118V119H206ZM230 120H229V119ZM260 118V119H259ZM262 118V119H261ZM3 119V120H2ZM28 119V120H25ZM33 119V121H32ZM53 119V122H52ZM56 119V120H55ZM68 119V120H67ZM83 119V120H82ZM92 119V120H91ZM105 119V120H104ZM128 119V121H127ZM150 119V120H149ZM160 119V120H159ZM184 119V120H183ZM195 119V120H194ZM198 119V121H196ZM211 119V120H210ZM228 119V120H227ZM242 119V120H241ZM249 119V120H247ZM259 119V120H258ZM13 120V121H12ZM25 120V122H24ZM38 120V121H37ZM55 120V121H54ZM71 120V121H70ZM97 120V121H96ZM118 120V121H116ZM125 120V121H124ZM140 122H138V121ZM172 120V121H171ZM182 120V121H181ZM193 120V122H191ZM215 120V121H214ZM227 120V121H226ZM232 120V121H231ZM235 120V122H233ZM247 120V121H246ZM258 122H257V121ZM50 121V122H49ZM64 121V123H63ZM71 123H70V122ZM76 121V122H75ZM78 121V122H77ZM93 121V122H92ZM114 121V122H113ZM169 121V122H168ZM173 123H171V122ZM181 121V122H180ZM220 121V122H219ZM225 121V122H224ZM229 121V122H228ZM243 121V122H242ZM246 121V123H245ZM253 121V122H252ZM256 123H255V122ZM22 122V123H21ZM34 124H33V123ZM42 124H41V123ZM69 122V123H68ZM101 122V123H100ZM103 122V123H102ZM127 124H126V123ZM137 122V123H136ZM147 122V123H146ZM183 122V123H182ZM195 122L197 123L195 125ZM201 122V124H200ZM208 122V125H207ZM260 122V123H259ZM28 123V124H27ZM74 125H73V124ZM80 123V124H79ZM117 123V124H116ZM132 123V124H130ZM139 123V124H138ZM157 123V124H156ZM170 123V124H169ZM183 125H182V124ZM188 123H190L188 125ZM214 123V124H212ZM224 123V124H223ZM231 123V124H230ZM234 123V124H233ZM250 123V125H248ZM262 124V125H258ZM24 124V125H23ZM26 124V125H25ZM40 124L42 126H40ZM44 124V125H43ZM64 124V125H63ZM78 124V125H77ZM84 124V125H83ZM95 124V125H94ZM186 124V125H185ZM200 124V125H199ZM219 124V126H218ZM229 124V125H228ZM256 124V125H255ZM9 125V126H8ZM21 125V127H20ZM36 125V126H34ZM48 125V129L46 126ZM67 125V126H66ZM77 125V127H75ZM156 126L154 128V126ZM161 125V126H160ZM169 125V126H168ZM253 127H252V126ZM6 126V127H5ZM23 126V127H22ZM98 126V128H97ZM104 126V127H103ZM118 126V127H117ZM142 126V127H141ZM163 126V127H162ZM178 126V127H177ZM185 126V127H184ZM187 126V127H186ZM197 126V127H196ZM199 126V127H198ZM203 126V127H201ZM209 126V129L207 128ZM232 126V127H231ZM241 126V128H240ZM26 127V128H25ZM31 127V128H30ZM40 127V128H39ZM56 127V128H55ZM71 127V128H70ZM96 127V128H94ZM103 127V128H102ZM117 127V128H116ZM120 127V128H119ZM132 127V128H131ZM133 127L135 130H133ZM137 127V128H136ZM175 127V128H174ZM180 127V128H179ZM192 129H191V128ZM201 127V128H200ZM229 127V128H228ZM234 129V130H232ZM243 127V128H242ZM255 127V128H254ZM263 127V128H262ZM52 130H51V129ZM73 128V131H72ZM79 128V129H78ZM87 128V129H86ZM114 128V129H113ZM130 128V129H129ZM142 128V129H141ZM144 128V129H143ZM161 128V130H160ZM174 128V129H173ZM206 128V129H203ZM225 128V129H224ZM236 128V129H235ZM252 128V129H251ZM262 130H261V129ZM22 131H21V130ZM31 129V130H30ZM34 129V130H33ZM47 129V130H46ZM57 129V130H55ZM129 129V130H128ZM168 129V130H166ZM184 129V130H183ZM191 129V130H190ZM197 129V130H196ZM208 129V130H207ZM213 129V130H212ZM228 129V130H226ZM250 129V130H249ZM7 130V131H6ZM19 130V131H18ZM76 130V131H75ZM126 130V131H125ZM163 130V131H162ZM178 130V131H176ZM186 130V131H185ZM201 130V131H200ZM204 130V132H203ZM222 132H221V131ZM232 130V131H231ZM241 130V131H240ZM260 130V131H258ZM35 131V132H34ZM40 131V132H39ZM50 131V132H48ZM55 131V132H54ZM57 131V132H56ZM71 134H69L70 132ZM75 131V132H74ZM98 131V132H97ZM109 131V132H108ZM123 131V132H121ZM129 131V132H128ZM144 131V133H143ZM170 131V132H169ZM182 131V132H181ZM185 133L187 134H184ZM229 131V132H228ZM246 131V132H245ZM15 132V133H14ZM17 132V133H16ZM22 132V133H21ZM25 132V133H24ZM35 135H34V133ZM38 132V133H36ZM63 132V133H62ZM78 132V134H77ZM112 132V133H111ZM128 132V133H126ZM133 132V133H132ZM150 132V133H148ZM176 132V133H175ZM198 132V133H196ZM213 132V133H212ZM216 134H215V133ZM225 132V133H224ZM232 132V133H231ZM234 132H237L234 134ZM239 132V133H238ZM257 132V133H256ZM260 132V133H259ZM4 133V134H3ZM29 133V134H27ZM40 133V134H39ZM53 133V134H52ZM146 133L148 136H146ZM156 133V136H155ZM169 133V134H168ZM173 133V134H172ZM208 137L207 136V134ZM211 133V134H210ZM221 133V135H220ZM231 133V134H229ZM249 136L247 135V134ZM16 137L15 138V136ZM25 136H24V135ZM62 136H61V135ZM98 134V135H97ZM121 134V135H120ZM123 134V135H122ZM125 134V135H124ZM142 134V135H141ZM200 134V135H199ZM206 134V135H205ZM223 134V135H222ZM229 134V135H228ZM237 134V135H236ZM254 134H257L253 136ZM260 136H259V135ZM263 136H262V135ZM13 135V136H12ZM20 135V136H19ZM29 135V136H28ZM53 135V136H52ZM72 135V137H71ZM120 135V136H119ZM159 135V136H158ZM172 135V138H170ZM175 135V136H174ZM189 135V136H188ZM204 135V136H203ZM216 137H214V136ZM226 135V136H224ZM22 136V137H21ZM24 136V137H23ZM56 136V137H55ZM80 136V139H79ZM87 136V138H86ZM119 136V137H118ZM121 136L123 139H121ZM140 136L141 140H140ZM186 136V137H185ZM192 136V137H191ZM200 136V137H199ZM218 136V137H217ZM221 138H220V137ZM259 136V138H258ZM64 137V138H63ZM92 137V138H91ZM156 137V138H155ZM165 137V138H164ZM177 137V138H176ZM191 137V138H190ZM195 137V138H194ZM207 137V138H206ZM249 137V140L247 139ZM257 137V139H256ZM21 140H20V139ZM30 138V139H28ZM95 138V139H94ZM107 138V142H106ZM132 141H131V139ZM153 138V139H152ZM174 138V139H173ZM193 138V139H192ZM204 138V139H203ZM214 138V139H213ZM220 138V140H219ZM246 138V139H245ZM23 139V140H22ZM32 139V140H31ZM79 139V140H78ZM83 139V140H82ZM117 139V140H116ZM126 139V140H125ZM180 139V140H179ZM199 139V140H198ZM206 139V141H205ZM223 139V140H222ZM228 139V140H227ZM256 139V140H255ZM260 139V140H259ZM59 140L61 143H59ZM78 140V141H77ZM86 140V141H85ZM105 140V141H104ZM128 140L127 144L126 141ZM135 140V141H134ZM185 140V141H184ZM187 140V141H186ZM189 140V142H188ZM198 140V141H197ZM234 140V142H233ZM238 140V141H237ZM7 141V142H6ZM13 141H15L13 143ZM29 141V142H28ZM67 143L65 144V142ZM69 141V142H68ZM89 141V142H88ZM140 141V142H138ZM150 141V142H149ZM155 141V143H154ZM166 141V142H164ZM179 141V142H178ZM183 141V142H182ZM196 141V142H195ZM211 141L214 143H211ZM217 141V142H216ZM219 141V142H218ZM243 141V142H242ZM248 141V142H246ZM258 141V142H257ZM263 141V142H262ZM4 142H6L4 144ZM24 142V143H23ZM37 143V146L34 143ZM42 142V143H39ZM80 142V143H79ZM88 142V143H87ZM137 142V143H136ZM191 142V144H190ZM202 142V145L200 144ZM225 142V144L223 143ZM228 142V143H227ZM236 142V143H235ZM3 143V145L1 144ZM55 143V144H54ZM84 143V144H83ZM108 143V144H106ZM110 143V144H109ZM150 143V144H149ZM152 143V144H151ZM175 143V144H174ZM181 145L179 146V144ZM184 143V144H183ZM188 143V144H187ZM195 143V144H194ZM197 143V145H196ZM212 145H211V144ZM219 143V146H218ZM234 143V145H233ZM238 143V144H237ZM240 143V144H239ZM253 143V145H252ZM260 143V145L258 144ZM16 146H15V145ZM59 144V145H58ZM61 144V145H60ZM75 144V145H73ZM114 144V145H116ZM143 144V145H142ZM183 144V145H182ZM186 144V146H185ZM192 147H190V145ZM230 144V145H229ZM250 144V145H249ZM255 144V145H254ZM263 144V146H262ZM5 145V146H4ZM9 145V146H8ZM11 145V146H10ZM39 145V146H38ZM72 145V146H71ZM94 145V146H93ZM129 145V146H128ZM135 145V146H134ZM147 145V146H146ZM154 145V146H153ZM171 147H170V146ZM175 145V146H174ZM193 145V146H192ZM199 145V146H198ZM204 145V146H203ZM228 145V146H227ZM233 145V147H232ZM254 147H252V146ZM258 149H257V146ZM20 146V147H19ZM75 146V147H74ZM139 146V148H137ZM150 146V147H149ZM184 146V147H183ZM195 146V147H194ZM213 146V147H212ZM221 146V147H220ZM224 146V147H223ZM245 148H244V147ZM250 146V148H248ZM19 147V149H18ZM42 147V148H41ZM60 147V148H59ZM64 147V148H62ZM89 147V148H88ZM101 147V148H100ZM186 147V148H185ZM200 147V148H198ZM53 148V149H52ZM59 148V149H58ZM62 148V149H61ZM67 148V149H66ZM73 148V149H72ZM91 148V149H90ZM98 148V149H97ZM144 148V149H142ZM176 148V149H175ZM211 148V149H210ZM214 148V149H213ZM218 150H215L217 149ZM222 148V149H221ZM232 148V149H231ZM235 148V149H234ZM245 150H244V149ZM254 148V149H253ZM24 149V150H23ZM40 151H39V150ZM50 149V151H49ZM71 149V151H70ZM120 151H119V150ZM141 149V150H139ZM183 149V150H182ZM191 149V150H189ZM197 149V150H196ZM199 149V151H198ZM203 149V150H202ZM205 149V151H204ZM221 149V150H219ZM225 149V150H224ZM228 149H230L228 151ZM241 149V150H240ZM250 149V151H249ZM8 150V151H7ZM57 150V151H54ZM92 153H91V151ZM97 150V153H96ZM128 150V151H127ZM176 150V152H175ZM188 150V151H187ZM214 150V151H212ZM228 152H227V151ZM234 150V151H233ZM243 150V151H242ZM11 151V152H10ZM36 151V154H35ZM67 151V152H66ZM73 151V152H72ZM76 151V152H75ZM120 154H118L119 152ZM137 151V152H136ZM171 151V152H170ZM173 151V152H172ZM247 151V153L245 152ZM258 151V152H257ZM3 152V155H2ZM10 152V153H8ZM61 152V153H60ZM134 152V153H133ZM166 152V153H165ZM179 152V153H177ZM196 154H195V153ZM200 152V153H199ZM203 152V153H202ZM222 152V154H221ZM236 152V153H235ZM238 152V153H237ZM256 152V153H255ZM260 152V153H259ZM7 153V154H5ZM24 153V154H23ZM54 153V154H53ZM68 153V155H67ZM174 153V154H172ZM176 153V154H175ZM188 153V154H187ZM191 153V154H189ZM198 153V154H197ZM213 153V154H212ZM216 153V154H215ZM218 153V154H217ZM240 153V154H239ZM244 153V154H243ZM255 153V154H254ZM258 153V154H257ZM35 154V155H34ZM72 156H69V155ZM75 154V155H74ZM78 156H77V155ZM97 154V155H96ZM130 154V155H129ZM185 156H184V155ZM209 154V155H208ZM226 154V155H225ZM229 154V155H228ZM237 154V155H236ZM246 154V155H245ZM65 157H62V156ZM120 155V156H119ZM150 155V156H149ZM176 155V160H175ZM215 155V156H213ZM221 157H220V156ZM240 155V156H239ZM253 155V156H251ZM263 155V156H262ZM5 156V157H4ZM23 156V157H22ZM53 156V157H52ZM67 156V157H66ZM82 156V157H81ZM93 156V157H92ZM170 156V157H169ZM174 156V157H173ZM179 156V158H178ZM192 158H191V157ZM195 156L197 158H195ZM200 156V157H198ZM205 156V157H204ZM207 156V157H206ZM219 157L221 160H219L217 157ZM224 156V157H223ZM233 156V157H232ZM246 156V157H245ZM250 156V157H249ZM262 156V157H260ZM44 157V158H43ZM75 157V159H74ZM135 157V158H134ZM173 157V158H171ZM182 157V158H181ZM188 157V158H186ZM190 157V159H189ZM203 157V158H202ZM214 157V159H213ZM226 157V158H225ZM230 157V158H229ZM241 157V161L239 162V158ZM4 158V159H3ZM26 158V159H25ZM62 158V159H61ZM79 158V159H78ZM167 158V159H166ZM186 158V159H184ZM212 158V159H211ZM237 158V159H236ZM1 159H3L1 161ZM15 159V160H14ZM61 159V160H60ZM68 159V160H67ZM168 161H166V160ZM174 164H173V160ZM179 159V160H178ZM204 159V160H202ZM226 159V162H225ZM229 159V160H228ZM251 159V161H249ZM67 160V161H66ZM85 160V161H84ZM87 160V161H86ZM159 160V161H158ZM238 160V161H236ZM253 160V161H252ZM28 161V162H27ZM166 161V162H163ZM181 161V162H180ZM218 161V162H217ZM230 161V162H227ZM247 161V162H245ZM258 161V162H257ZM59 162V163H60ZM87 162V163H86ZM160 162V164H159ZM167 162H170L168 164ZM179 162V164H178ZM209 162V163H208ZM217 162V163H216ZM238 162V163H237ZM243 162V163H242ZM251 162V163H250ZM78 163V164H77ZM177 163V164H176ZM191 163V164H190ZM196 166L193 165V164ZM207 163V164H206ZM211 163V164H210ZM213 163V165H212ZM220 163V166H219ZM223 163V164H222ZM226 163V164H225ZM240 163V164H239ZM246 163V164H245ZM255 163V164H254ZM58 164V163H57ZM73 164V165H72ZM90 164V165H89ZM156 164V166L154 165ZM189 164V165H187ZM226 166H225V165ZM242 164V165H241ZM256 168H255V166ZM41 165V164H40ZM40 165H37V169L41 168ZM71 165V166H70ZM77 165V166H76ZM146 165V166H145ZM181 165V166H180ZM187 165V166H186ZM222 165V166H221ZM231 165V166H230ZM233 165L235 166L234 168ZM240 167H239V166ZM245 165V166H244ZM250 165V166H249ZM10 166V167H9ZM73 166V168H72ZM170 166V167H168ZM172 166V167H171ZM185 166V167H184ZM211 166V167H210ZM229 166V167H228ZM244 166V167H242ZM252 166V167H251ZM263 166V167H262ZM175 167V168H174ZM210 167V169H209ZM219 167V169H218ZM222 167H224L222 169ZM248 167V168H246ZM259 167V169H258ZM2 168V169H1ZM68 168V169H67ZM70 168V169H69ZM75 170H71L74 169ZM154 168V169H153ZM168 168V170L166 169ZM174 168V169H173ZM179 168V169H177ZM187 168V169H186ZM198 168V169H197ZM207 169L211 173V177H205V179L202 177L199 180L203 181L199 182L197 181L198 174H200L201 170ZM215 168L214 170H212ZM219 170L217 171L216 170ZM239 168V169H238ZM242 168V169H241ZM153 169V170H152ZM232 169V170H231ZM246 169V170H245ZM256 171H255V170ZM261 169V170H260ZM77 170V171H76ZM165 170V171H164ZM170 170V171H169ZM228 170V172H227ZM237 170V171H236ZM248 170H250L248 172ZM253 170V171H252ZM263 170V171H262ZM62 171V172H61ZM81 171V174H80ZM160 171V173L158 172ZM168 171V172H166ZM187 171V172H186ZM189 171V172H188ZM223 171V173H222ZM226 175H225V173ZM233 171V172H232ZM244 171V172H243ZM261 171V172H260ZM30 172V174L28 173ZM36 172V168L34 171L30 170H24L23 176L25 179H31L33 177L32 174ZM86 172V173H84ZM135 172V173H134ZM162 172V173H161ZM166 172V174L164 173ZM186 172V173H184ZM222 173L224 174L221 178V184L222 188L216 189L213 193L204 194L205 200H207V203H210L211 199L214 198L211 202L212 204L207 205V203L198 204L194 200H192L189 197V192L186 188H178L180 187L179 181L185 182L188 180L187 183L189 184V190H193L196 188H199L200 185H206L208 182L213 184L214 180L216 181L219 179L215 177V179L212 177L215 174L214 173ZM231 172V173H230ZM251 172V173H250ZM66 173V175H65ZM69 173V176H68ZM152 173V174H151ZM229 173V177L228 174ZM261 173V174H260ZM65 176H64V175ZM158 178L156 177L157 175ZM196 175V178L194 176ZM216 174V175H218ZM255 174V176H254ZM26 175V176H25ZM30 177H29V176ZM76 175V176H75ZM84 175V176H83ZM154 175L156 178H154ZM162 175V176H161ZM165 175V176H164ZM179 175V176H178ZM182 175V177H181ZM246 175V176H245ZM259 177H258V176ZM260 175L262 178H260ZM82 176V177H81ZM161 176V177H160ZM226 178H225V177ZM251 176V177H250ZM66 177V178H65ZM73 179H72V178ZM153 177V178H152ZM181 177V178H178ZM248 177V179H247ZM83 178V179H82ZM153 180V184H151L148 179ZM178 178V179H177ZM207 178V179H206ZM225 178V179H223ZM235 178V180H234ZM250 178V179H249ZM252 178V179H251ZM254 178V179H253ZM72 179V180H71ZM75 179V180H74ZM156 179V180H154ZM166 179V180H165ZM241 181H240V180ZM6 180V177H5ZM70 182H66V181ZM145 180L146 185H145ZM231 184H230V182ZM239 180V181H238ZM251 180L249 184L246 185ZM256 182H255V181ZM215 181V182H216ZM219 181V182H220ZM226 181V182H225ZM234 181V182H233ZM253 181L256 183H253ZM127 184L125 185V183ZM194 182H199L197 185ZM244 182V183H243ZM64 183V184H65ZM70 183V184H69ZM192 183L194 187H192ZM205 183V184H204ZM226 183V184H224ZM241 183V185H240ZM243 183V184H242ZM262 183V184H261ZM5 184V185H4ZM12 187L17 188L19 187V184L21 186V180L15 179L11 183ZM42 185V182L38 183ZM35 185L38 188L39 185ZM235 184V185H234ZM254 184V185H251ZM259 184V186L257 185ZM70 185V186H69ZM119 185V186H120ZM163 185V186H164ZM232 187H231V186ZM251 185V186H249ZM263 185V186H262ZM196 186V187H195ZM239 186V187H237ZM243 187V190L241 187ZM247 186V187H246ZM254 186V187H252ZM257 186V187H255ZM6 182L0 183V193L4 192L7 189ZM63 187V188H62ZM231 187V189L229 188ZM263 189L260 191L259 188ZM65 188V189H64ZM128 188V189H127ZM140 188L138 194L136 190ZM142 188V189H141ZM233 188V189H232ZM239 188V189H237ZM246 190H245V189ZM256 191H255V189ZM65 191H64V190ZM182 189H185L186 192H181ZM222 189V190H221ZM74 190V191H73ZM105 190H107V185H102L100 187V195L101 196ZM219 191V192H217ZM235 193H234V192ZM238 191V192H237ZM241 194H240V192ZM243 191V192H242ZM249 191V192H248ZM258 191V192H257ZM65 192V194H64ZM223 194H222V193ZM225 192V193H224ZM61 193V194H60ZM68 193V195H66ZM232 193V194H231ZM238 193V194H237ZM250 193V194H249ZM261 193V194H260ZM55 194H57L55 196ZM60 194V195H59ZM221 194V195H220ZM234 194V195H233ZM236 194V195H235ZM245 194V195H244ZM248 194V195H247ZM257 196H256V195ZM127 195V196H126ZM134 195V196H133ZM215 195V196H214ZM218 195V196H217ZM224 196V198L222 197ZM240 197H239V196ZM245 197H244V196ZM54 196V197H53ZM65 196V197H64ZM68 198H67V197ZM78 196V197H77ZM177 196V197H176ZM208 196V197H207ZM213 196V197H212ZM222 199L220 201V198ZM236 196V198H235ZM247 196V197H246ZM251 196V197H250ZM253 196V197H252ZM259 196V197H258ZM33 197V199H39L42 195L37 198ZM51 199L53 200H50ZM56 197V200H55ZM64 199V200H60ZM209 197L211 199H209ZM258 197V198H257ZM261 197V199H260ZM263 197V198H262ZM0 202L3 201V197L0 195ZM54 198V199H53ZM178 198V200H176ZM217 198V200H216ZM245 198V199H244ZM250 198V199H249ZM256 200H255V199ZM59 199V200H58ZM79 199V200H78ZM94 199V198H92ZM128 199V200H127ZM188 201H187V200ZM190 199V200H189ZM225 199V200H223ZM230 199V201H229ZM236 199V200H235ZM243 199L242 201H240ZM259 199V200H258ZM136 200V201H135ZM169 197L164 198H156L154 200V205L158 206V204L162 205L169 201ZM186 200V201H185ZM219 200V202H218ZM227 200V201H226ZM233 200V201H232ZM235 200V201H234ZM239 201L238 203L236 201ZM249 200V201H248ZM254 200V201H253ZM34 201V200H32ZM60 201V202H59ZM63 201V203H61ZM214 201L216 203L214 204ZM224 201V202H223ZM247 202V204H245ZM253 201V202H252ZM66 204H65V203ZM70 202V203H69ZM73 202V203H72ZM227 202V203H225ZM237 203V205L235 203ZM250 202V205H249ZM54 203V204H53ZM60 203V204H59ZM69 203V204H68ZM240 203V204H239ZM253 203V204H251ZM256 203V204H255ZM75 204V205H74ZM198 204V205H197ZM231 204V205H230ZM233 204V205H232ZM242 204V205H241ZM244 204V207H243ZM28 206L30 205L27 204ZM63 205V206H62ZM67 205V206H66ZM159 205V206H160ZM196 208H195V206ZM202 205V206H201ZM204 205V206H203ZM207 205V206H206ZM217 205V206H214ZM225 205V206H224ZM235 205V206H234ZM249 206L246 207L245 206ZM58 206V207H57ZM189 206V207H188ZM198 206V207H197ZM201 206V207H199ZM215 208H213V207ZM228 206V208H227ZM230 206V208H229ZM231 206L233 208H231ZM58 209H57V208ZM62 207V208H59ZM67 207V208H66ZM190 212H188V208H190ZM207 207V208H205ZM212 207V208H211ZM235 207V208H234ZM237 207V208H236ZM50 208V209H49ZM57 210H54V209ZM70 208V209H68ZM240 208V209H239ZM47 211H46V210ZM138 209V210H137ZM199 209V210H198ZM208 209V210H207ZM210 209V210H209ZM235 209V210H234ZM238 209V210H237ZM245 209V211H243ZM253 209V210H252ZM257 212H255L254 211ZM260 209V210H259ZM50 210V212L48 211ZM182 210V213H181ZM248 210V211H247ZM251 210V211H249ZM259 210V211H258ZM46 211V212H45ZM58 212L59 214H56L55 212ZM61 211V212H60ZM126 211V212H125ZM210 211V214H209ZM236 211V212H235ZM254 211V212H253ZM104 212H106L104 214ZM226 212V213H228ZM234 212V213H233ZM245 212V213H244ZM46 213V214H45ZM103 213V214H102ZM138 213V214H137ZM242 213V214H241ZM6 213V216H8ZM45 214V215H44ZM66 214V217L65 215ZM122 214V215H121ZM136 214L138 216H136ZM176 214V215H175ZM229 214V213H228ZM233 214V215H232ZM246 214V216H245ZM249 214V215H248ZM40 215L43 217L41 220ZM47 215V216H46ZM102 215V216H101ZM130 215V216H128ZM151 215V212H150ZM175 215V216H174ZM191 214H188V216ZM259 215V216H258ZM3 216V215H1ZM54 216L56 218H54ZM59 216V218H58ZM187 216V217H188ZM233 216V217H232ZM239 216V217H237ZM243 218H240L242 217ZM245 216V218H244ZM249 216V217H248ZM252 216V217H251ZM262 216V217H261ZM48 217V218H46ZM186 217V218H187ZM189 217H194L193 215ZM188 217V218H189ZM260 217V218H259ZM6 218V217H5ZM53 218V219H52ZM58 218V219H57ZM230 218V219H229ZM235 218V219H234ZM242 221H240L239 220ZM249 218V220H248ZM257 222H256V219ZM56 219V221H55ZM63 219V220H62ZM65 219V220H64ZM234 219V220H233ZM237 219V220H236ZM247 219V220H246ZM2 220V218H1ZM41 222H39V221ZM54 222H53V221ZM120 220V222H121ZM180 220V221H179ZM262 220V221H261ZM38 221V222H37ZM44 223H43V222ZM48 222V224L46 223ZM63 221V222H62ZM238 221V223H237ZM240 221V222H239ZM246 221V222H245ZM255 221V222H254ZM65 222V223H64ZM119 222V221H118ZM172 222V223H171ZM228 222V223H227ZM233 222V223H232ZM261 222V223H259ZM51 223V225H50ZM176 223V224H175ZM236 223V224H235ZM251 223V224H250ZM253 223V224H252ZM30 224V223H29ZM32 224H30L32 226ZM56 224V225H55ZM58 224V225H57ZM64 224V226L62 225ZM83 224V225H82ZM107 224V225H106ZM175 224V225H174ZM243 224V223H242ZM258 224V225H257ZM62 225V226H61ZM174 225V227L172 226ZM179 225V230L175 228ZM183 225V224H181ZM21 226V227H20ZM52 226L54 228H52ZM66 226V227H65ZM78 226H80L81 229H86L88 226L84 223L79 222L77 224V230H79ZM91 227V225H89ZM173 228L171 229L170 228ZM224 226L219 227L217 232L215 233V230L211 233H208L206 236L215 235L216 237H222V234L224 233ZM253 231H252V229ZM253 226V227H252ZM259 226V227H258ZM23 227V228H22ZM46 227V230H45ZM49 227V228H48ZM57 227V228H56ZM65 227V228H64ZM89 227V228H90ZM260 228L259 230L256 228ZM262 227V228H261ZM87 228V229H89ZM105 228V229H104ZM237 228L238 230H235ZM49 229V230H48ZM60 231H59V230ZM107 229V230H106ZM220 229V230H219ZM250 229V231H249ZM48 230V233L46 232ZM172 230H174L172 232ZM177 230L178 235L175 232ZM238 233H236L235 231ZM256 230V231H255ZM261 230V231H260ZM19 231V232H17ZM21 231V232H20ZM59 231V232H58ZM66 231V230H65ZM100 232L99 234H92L93 238L92 241L95 243H98L97 248L90 247L88 249V252L86 254L88 257L86 259H89L84 261L83 264H95L97 261L99 263L96 264H110V260L107 258L105 254H107L112 248H110L109 241L110 238L112 240H119L121 238L120 232H115L113 235L107 236L105 233L104 236ZM170 231V232H168ZM222 231V232H221ZM259 233H258V232ZM1 232V231H0ZM46 232V233H45ZM221 232V233H218ZM233 232V233H232ZM246 232V233H245ZM248 232V233H247ZM262 232V233H261ZM2 233V234H1ZM0 236L3 235V232H1ZM17 233V234H16ZM52 233V234H51ZM118 233V234H117ZM168 233V234H167ZM175 233V235H174ZM215 233V234H214ZM234 233L236 235H234ZM239 233H241L239 235ZM252 233V235H250ZM23 236H22V235ZM46 234V236H45ZM59 234V235H58ZM137 234V237L135 236L132 240V245L134 250L128 252L126 255L123 254V257L130 262H133L137 259V253H141L140 249L142 246V251L149 252L152 249H154L158 243L161 240L159 239V236L152 237L144 242V234ZM221 234V235H220ZM246 236H245V235ZM41 235V236H40ZM50 237H49V236ZM58 237L56 238L55 237ZM142 235V236H141ZM168 235V236H167ZM219 235V236H218ZM224 235V234H223ZM262 235V236H261ZM104 236V237H103ZM176 236V237H174ZM180 236H186L180 237ZM205 236V234H204ZM232 236V237H231ZM255 236V237H254ZM32 237V238H31ZM50 238V242L49 239ZM100 237V238H98ZM174 237V238H173ZM230 237V238H229ZM244 237V238H243ZM261 239H260V238ZM52 238H54L52 240ZM108 238V240H107ZM140 238L142 240H140ZM180 238V239H179ZM225 238V239H226ZM251 238V239H249ZM253 238V240H252ZM258 238L260 240H258ZM40 239V241H39ZM59 239V240H58ZM97 239V240H95ZM104 239L105 242L102 240ZM186 241H185V240ZM250 241H249V240ZM18 240V241H17ZM21 240V241H20ZM42 240V241H41ZM55 240V242H54ZM135 240V241H134ZM158 240V242L156 241ZM257 240V242L255 241ZM31 241V242H29ZM47 243H46V242ZM98 241V242H97ZM143 241V242H142ZM17 242V243H16ZM28 242V243H27ZM33 242V243H32ZM41 242V244H40ZM45 242V243H44ZM49 242V243H48ZM100 242V243H99ZM259 242V244H258ZM25 243V244H24ZM58 243V244H56ZM149 243H151L149 245ZM251 243V244H250ZM262 243V244H261ZM17 244V247H16ZM23 244V245H22ZM27 244V245H26ZM30 244V245H29ZM48 244V245H47ZM100 244V245H99ZM107 246L103 248V246ZM136 244V245H135ZM140 244V245H139ZM143 244V245H142ZM155 244V245H154ZM222 244V245H224ZM253 244V245H252ZM138 245V246H137ZM231 245V246H230ZM250 245V246H249ZM259 245V247H258ZM261 245V246H260ZM50 246V247H49ZM52 246V247H51ZM145 246V247H144ZM102 247V248H101ZM149 247V248H148ZM251 247V248H250ZM22 248V249H23ZM50 248V249H48ZM21 249V250H22ZM92 249L94 250V254L92 253ZM106 249V250H105ZM108 249V250H107ZM137 249V250H136ZM199 248H197L198 250ZM252 249V250H251ZM260 249V250H259ZM20 250V251H21ZM104 250V251H103ZM149 250V251H148ZM224 250V249H223ZM253 250H255L253 252ZM262 250V251H261ZM74 249L72 252H68L67 257H74L78 252ZM103 251V252H102ZM227 251V252H226ZM101 252V253H100ZM190 250L186 248L184 251L185 254H188ZM250 252V253H249ZM261 252V253H260ZM43 255H42V254ZM263 253V255H262ZM41 254V256H40ZM71 254V255H70ZM45 255V256H44ZM49 255V256H48ZM134 255V256H133ZM249 255V256H248ZM262 255V256H261ZM39 256V258H38ZM44 256V258H43ZM101 256V257H97ZM104 256H106L104 258ZM248 256V257H247ZM3 257V258H1ZM6 257V258H5ZM8 257V259H7ZM254 257V258H253ZM36 258V259H35ZM63 258V257H62ZM95 258L96 260H93ZM98 258V259H97ZM42 259V260H41ZM208 261L211 262V264H228L227 258H220V252H213V254L209 255L207 257ZM213 259V260H212ZM24 260V259H23ZM32 260H35L32 261ZM46 260V262H45ZM106 260V261H105ZM165 262V260H163ZM219 261V263H218ZM250 261V262H249ZM106 262V263H105ZM216 262V263H215ZM227 262V263H226ZM19 263V262H18ZM15 261L11 262V264H18ZM26 263V264H28ZM21 264V263H19Z\"/></svg>","mask_w":264,"mask_h":264},{"label":"bare ground","instance_id":"bare-ground-1","mask_svg":"<svg viewBox=\"0 0 264 264\" xmlns=\"http://www.w3.org/2000/svg\"><path fill=\"white\" fill-rule=\"evenodd\" d=\"M45 1H48V0H45ZM53 1V0H52ZM56 1V0H55ZM55 1H53L52 3H54ZM62 1V0H61ZM79 2H80V0H78ZM89 1V0H88ZM107 1V0H106ZM137 1V0H136ZM174 1V0H173ZM211 1V0H210ZM218 1H221V0H218ZM228 1V0H227ZM236 1V0H235ZM242 1V0H241ZM245 1V0H244ZM243 1V2H244ZM250 1V0H249ZM41 2H43V0H41ZM40 2V3H41ZM59 2V1H58ZM69 2V1H68ZM86 2H87V0H86ZM113 2V1H112ZM123 2H125V1H123ZM142 2H143V0H142ZM152 2H153V0H152ZM172 2V1H171ZM184 2H185V0H184ZM190 2V1H189ZM230 2H232L231 0H230ZM230 2H228V3H230ZM248 2V1H247ZM260 2V1H259ZM20 3V2H19ZM45 3V2H44ZM47 3H49V1L47 2ZM51 3V2H50ZM56 3V2H55ZM100 3V2H99ZM107 3V2H106ZM134 3V2H133ZM139 3V2H138ZM144 3V2H143ZM154 3V2H153ZM163 3V2H162ZM180 3V2H179ZM187 3V2H186ZM191 3V2H190ZM200 3L201 2H199V5H200ZM206 2H204V4H205ZM212 3V2H211ZM210 3V4H211ZM227 3V4H228ZM233 3V2H232ZM238 3V2H237ZM241 3V2H240ZM245 3V2H244ZM59 4V3H58ZM61 4H63V3H61ZM61 4H60V6H61ZM95 4V3H94ZM98 4V3H97ZM128 4H130V3H128ZM127 4V5H128ZM148 4V3H147ZM172 4H173V2H172ZM217 4V3H216ZM231 4V3H230ZM236 4V3H235ZM248 4V3H247ZM256 4H259L258 3V1H257V3ZM260 4H262V3H260ZM259 4V5H260ZM7 5V4H6ZM28 5H29V3H28ZM28 5H26V6H28ZM33 5V4H32ZM42 5V4H41ZM46 5V4H45ZM48 5V4H47ZM46 5V6H47ZM69 5V4H68ZM72 5V4H71ZM77 5V4H76ZM85 5H87V4H85ZM134 5V4H133ZM136 5V4H135ZM178 5V4H177ZM209 5V4H208ZM233 5V4H232ZM237 5V4H236ZM240 5V4H239ZM238 5V6H239ZM242 5V4H241ZM249 5V4H248ZM262 5H264V4H262ZM30 6V5H29ZM34 6V5H33ZM35 6H36V4H35ZM38 6V5H37ZM51 6V5H50ZM52 6H53V4H52ZM57 6H59V5H57ZM92 6H96V5H92ZM108 6H109V4H108ZM131 6V5H130ZM176 6V5H175ZM193 6H195V5H193ZM202 6V5H201ZM216 6V5H215ZM220 6V5H219ZM244 6V5H243ZM254 6H255V4H254ZM258 6V5H257ZM12 7V6H11ZM31 7V6H30ZM62 7V6H61ZM60 7V8H61ZM73 7V6H72ZM86 7H88V6H86ZM111 7H113V6H111ZM129 7V6H128ZM167 7V6H166ZM170 7V6H169ZM188 7H189V5H188ZM203 7H206V6H203ZM235 7V6H234ZM247 7V6H246ZM252 7V6H251ZM250 7V8H251ZM260 7V6H259ZM258 7V8H259ZM263 6H261L260 8H262ZM4 8V7H3ZM32 8V7H31ZM30 8V9H31ZM53 8H55V7H53ZM64 8H66V7H64ZM63 8V9H64ZM116 8H118V7H116ZM131 8V7H130ZM153 8V7H152ZM156 8V7H155ZM165 8V7H164ZM194 8V7H193ZM212 8V7H211ZM228 8V7H227ZM232 8V7H231ZM236 9H237V6L235 7ZM234 8V9H235ZM245 8V7H244ZM9 9H11V8H9ZM33 9V8H32ZM47 9H49L48 7H47ZM59 9V8H58ZM58 9H55V12H57L56 10H58ZM73 9V8H72ZM72 9H70V10H72ZM105 9V8H104ZM122 9V8H121ZM138 9V8H137ZM143 9H144V7H143ZM160 9V8H159ZM168 9V8H167ZM169 9H171V8H169ZM178 9V8H177ZM187 9V8H186ZM192 9V8H191ZM199 9V8H198ZM204 9V8H203ZM208 9H209V7H208ZM224 9V8H223ZM233 9V8H232ZM252 9H254V8H252ZM257 9V8H256ZM33 10H35V8L33 9ZM62 9H60V10H58V11H61ZM69 10V11H70ZM88 10V9H87ZM92 10V9H91ZM107 10H110V6H109V9L107 8ZM112 10H115V9H112ZM131 10V9H130ZM139 10V9H138ZM163 10V9H162ZM179 10H181V9H179ZM190 10V9H189ZM205 10V9H204ZM211 10H213V9H211ZM226 10V9H225ZM225 10H224V12H225ZM229 10V9H228ZM247 10V9H246ZM258 10V9H257ZM260 10V9H259ZM51 11V10H50ZM65 11H67L66 9H65ZM88 11H90V10H88ZM94 11V10H93ZM170 11V10H169ZM175 11V10H174ZM182 11V10H181ZM180 11V12H181ZM196 11H197V9H196ZM201 11V10H200ZM233 11V10H232ZM237 12H238V10H236ZM251 11V10H250ZM261 11V10H260ZM41 12V11H40ZM74 12H76V11H74ZM99 12V11H98ZM119 12H120V10H119ZM149 12V11H148ZM171 12V11H170ZM207 12V11H206ZM212 12V11H211ZM246 12V11H245ZM252 12V11H251ZM256 12V11H255ZM258 12V11H257ZM3 13V12H2ZM11 13V12H10ZM34 13H35V11H34ZM43 13V12H42ZM53 13H54V11H53ZM72 13H73V10H72ZM92 13V12H91ZM113 13V12H112ZM121 13V12H120ZM135 13V12H134ZM139 14H140V12H138ZM154 13V12H153ZM168 13V12H167ZM194 13V12H193ZM192 13V14H193ZM209 13V12H208ZM242 13V12H241ZM32 14H33V12H32ZM82 14V13H81ZM80 14V15H81ZM97 14V13H96ZM105 14V13H104ZM131 14V13H130ZM150 14V13H149ZM152 14V13H151ZM183 14H184V12H183ZM203 14H204V12H203ZM210 14V13H209ZM212 14H214V13H212ZM226 14V13H225ZM235 14H237V13H235ZM243 14H246V13H243ZM3 15V14H2ZM8 14H6V16H7ZM9 15H12V14H9ZM8 15V16H9ZM48 15V14H47ZM51 15V14H50ZM54 15V14H53ZM57 15V14H56ZM59 15V14H58ZM62 15H64V14H62ZM101 15V14H100ZM113 15V14H112ZM122 15H123V13H122ZM125 15V14H124ZM178 15V14H177ZM201 15V14H200ZM218 15V14H217ZM223 15V14H222ZM233 15V14H232ZM249 15V14H248ZM256 15V14H255ZM261 15V14H260ZM5 16V15H4ZM26 16V15H25ZM49 16V15H48ZM55 16V15H54ZM60 16V15H59ZM69 16V15H68ZM71 16H72V14H71ZM70 16V17H71ZM188 16H190V15H188ZM192 16V15H191ZM194 16V15H193ZM213 16V15H212ZM216 16V15H215ZM231 16V15H230ZM256 16H258V15H256ZM12 17V16H11ZM28 17V16H27ZM40 17V16H39ZM41 17H42V15H41ZM46 17V16H45ZM61 17V16H60ZM69 17V18H70ZM73 17H75V16H73ZM78 17V16H77ZM100 17V16H99ZM131 17V16H130ZM129 17V18H130ZM186 17V16H185ZM203 17H204V15H203ZM211 17V16H210ZM234 17V16H233ZM243 17H244V15H243ZM242 17V18H243ZM261 17H262V15H261ZM34 18V17H33ZM56 18V17H55ZM57 18H58V16H57ZM95 18H97V17H95ZM140 18V17H139ZM157 18H159V16L157 17ZM181 18V17H180ZM200 18V17H199ZM207 18H208V16H207ZM231 18V17H230ZM238 19H239V17H237ZM259 18V17H258ZM0 19H2V18H0ZM7 19V18H6ZM13 19V18H12ZM36 19V18H35ZM65 19H66V17H65ZM103 19V18H102ZM107 19H109L108 17H107ZM113 19V18H112ZM119 19H120V17H119ZM132 19V18H131ZM152 19H154V18H152ZM205 19V18H204ZM213 19V18H212ZM219 19V18H218ZM217 19V20H218ZM226 19V18H225ZM232 19H234V18H232ZM257 19V18H256ZM38 20V18L35 20V21H37ZM56 20V19H55ZM60 20H61V18H60ZM67 20V19H66ZM69 20V19H68ZM75 20V19H74ZM87 20V19H86ZM105 20V19H104ZM160 20V19H159ZM170 20V19H169ZM184 20V19H183ZM188 20V19H187ZM196 20V19H195ZM247 20V19H246ZM250 20V19H249ZM248 20V21H249ZM254 20V19H253ZM258 20V19H257ZM261 20V19H260ZM11 21V20H10ZM26 21V20H25ZM31 21V20H30ZM34 21V22H35ZM42 21V20H41ZM57 21V20H56ZM70 21V20H69ZM72 21V20H71ZM77 21H79V20H77ZM76 21V22H77ZM81 21V20H80ZM97 21V20H96ZM126 21V20H125ZM143 21V20H142ZM148 21H150L149 19H148ZM172 21V20H171ZM178 21V20H177ZM209 21H211L210 19H209ZM230 21V20H229ZM234 21V20H233ZM242 21H243V19H242ZM247 21V22H248ZM12 22H14V21H12ZM29 22V21H28ZM43 22V21H42ZM42 22H40L39 21V23H42ZM83 22H84V19H83ZM87 22V21H86ZM109 22H111V21H109ZM108 22V23H109ZM139 22V21H138ZM154 22V21H153ZM155 22H156V20H155ZM199 22V21H198ZM223 22V21H222ZM237 22V21H236ZM240 22V21H239ZM246 22V21H245ZM5 23V22H4ZM4 23H2V24H4ZM11 23V22H10ZM22 23V22H21ZM20 23V24H21ZM24 23H26V22H24ZM72 23H73V21H72ZM92 23V22H91ZM99 23V22H98ZM97 23V24H98ZM106 23V22H105ZM112 23H113V21H112ZM122 23H124L123 21H122ZM127 23V22H126ZM133 23V22H132ZM131 23V24H132ZM140 23V22H139ZM204 23V22H203ZM238 23V22H237ZM242 23H244V22H242ZM249 23H251L252 24V22H249ZM248 23V24H249ZM9 24V23H8ZM11 24H13V23H11ZM57 24V23H56ZM65 24H67V23H65ZM71 24V23H70ZM74 24V23H73ZM88 24V23H87ZM95 24V23H94ZM110 24V23H109ZM118 24H120V23H118ZM164 24V23H163ZM167 24V23H166ZM201 24V23H200ZM220 24V23H219ZM231 24V23H230ZM239 24V23H238ZM1 25V24H0ZM6 25V24H5ZM26 25V24H25ZM30 25V24H29ZM45 25H47V24H45ZM76 25V24H75ZM80 25H82V24H80ZM89 25V24H88ZM87 25V26H88ZM103 25V24H102ZM122 25V24H121ZM138 25H140V24H138ZM150 25H152V24H150ZM190 25V24H189ZM197 25V24H196ZM202 25V24H201ZM200 25V26H201ZM210 25V24H209ZM215 25H216V23H215ZM227 25V24H226ZM235 25H237L236 23H235ZM234 25V26H235ZM241 25V24H240ZM20 26V25H19ZM37 26V25H36ZM39 26H40V24H39ZM63 26V25H62ZM84 26H86V25H84ZM87 26H86V28H87ZM90 26H93V25H90ZM135 26V25H134ZM183 26V25H182ZM188 26V25H187ZM186 26V27H187ZM231 26H232V24H231ZM231 26L229 27V29L231 28ZM245 26H248L247 24L245 25ZM26 27V26H25ZM30 27V26H29ZM28 27V29H30ZM44 27V26H43ZM56 27H57V25H56ZM123 27V26H122ZM206 27V26H205ZM215 27V26H214ZM217 27V26H216ZM225 27V26H224ZM244 27V26H243ZM18 28V27H17ZM16 28V29H17ZM21 28V27H20ZM39 28V27H38ZM46 28V27H45ZM62 28V27H61ZM67 29H68V27H66ZM75 28V27H74ZM108 28V27H107ZM150 28V27H149ZM179 28V27H178ZM181 28V27H180ZM183 28V27H182ZM188 28V27H187ZM196 28V27H195ZM199 28V27H198ZM197 28V29H198ZM207 28H209L208 27V24H207ZM240 28H242V27H240ZM2 29V28H1ZM59 29V28H58ZM57 29V30H58ZM94 29V28H93ZM98 29V28H97ZM146 29V28H145ZM145 29H144V31H145ZM152 29V28H151ZM165 29H166V26H165ZM203 29H205V28H203ZM225 29H228V28H225ZM235 29V28H234ZM4 30V29H3ZM14 30V29H13ZM27 30V29H26ZM43 30V29H42ZM56 30V31H57ZM65 30V29H64ZM77 30V29H76ZM79 30V29H78ZM115 30V29H114ZM117 30H118V28H117ZM157 30V29H156ZM176 30V29H175ZM175 30H174V32H175ZM202 30V29H201ZM214 30V29H213ZM230 30H232V28L230 29ZM236 30V29H235ZM241 30V29H240ZM259 30V29H258ZM261 30H264V29H261ZM21 31V30H20ZM44 31V30H43ZM46 31V30H45ZM62 31V30H61ZM68 31V30H67ZM94 31V30H93ZM121 31V30H120ZM128 31V30H127ZM150 31V30H149ZM183 31V30H182ZM186 31V30H185ZM12 32V31H11ZM49 32V31H48ZM119 32V31H118ZM139 32V31H138ZM165 32V31H164ZM191 32V31H190ZM2 33V32H1ZM12 33H14V32H12ZM91 33H92V31H91ZM155 33V32H154ZM183 33V32H182ZM188 33V32H187ZM186 33V34H187ZM210 33V32H209ZM225 33V32H224ZM229 33V32H228ZM242 33V32H241ZM259 33V32H258ZM4 34V36H5V34H6V32L5 33H3ZM16 34V33H15ZM51 33H49V35H50ZM84 34V33H83ZM92 34H95V33H92ZM102 34V33H101ZM148 34V33H147ZM152 34V33H151ZM151 34H150V36H151ZM172 34H174V33H172ZM181 34V33H180ZM230 34V33H229ZM261 34V33H260ZM7 35V34H6ZM11 35V34H10ZM18 35H19V33H18ZM17 35V36H18ZM48 35V36H49ZM60 35V34H59ZM79 35V34H78ZM77 35V36H78ZM132 35V34H131ZM170 35V34H169ZM168 35V36H169ZM183 35V34H182ZM194 35H196V33L194 34ZM202 35V34H201ZM204 35V34H203ZM211 35V34H210ZM222 35V34H221ZM235 35V34H234ZM13 36V35H12ZM26 36V35H25ZM24 36V37H25ZM39 36V35H38ZM87 36V35H86ZM85 36V37H86ZM93 36V35H92ZM96 36V35H95ZM111 36V35H110ZM110 36L108 37V38H110ZM138 36V35H137ZM149 36V35H148ZM157 36V35H156ZM208 36H209V34H208ZM227 36V35H226ZM240 36V35H239ZM262 36V35H261ZM264 36V35H263ZM2 36H0V38H1ZM6 37V36H5ZM30 37V36H29ZM37 37V36H36ZM43 37V36H42ZM44 37H46V36H44ZM43 37V38H44ZM128 37V36H127ZM145 37V36H144ZM167 37V36H166ZM182 37V36H181ZM185 37V36H184ZM217 37V36H216ZM246 37V36H245ZM253 37V36H252ZM256 37V36H255ZM11 38V37H10ZM18 38V37H17ZM22 38V37H21ZM27 38V37H26ZM31 39H30V42H31V40H36L35 38L34 39H32V37H30ZM53 38V37H52ZM80 38V37H79ZM99 38V37H98ZM124 38V37H123ZM145 38H147V37H145ZM201 38V37H200ZM223 38V37H222ZM227 38V37H226ZM225 38V39H226ZM263 38V37H262ZM39 39H41V38H39ZM81 39V38H80ZM111 39V38H110ZM113 39V38H112ZM132 39V38H131ZM251 39V38H250ZM249 39V40H250ZM258 39H259V36H258ZM10 40V39H9ZM8 40V41H9ZM25 40V39H24ZM29 40V39H28ZM58 40V39H57ZM61 40V39H60ZM66 40V39H65ZM73 40V39H72ZM107 40V39H106ZM148 40V39H147ZM151 40V39H150ZM155 40V39H154ZM14 41H15V39H14ZM45 41V40H44ZM76 41V40H75ZM79 41V40H78ZM114 41V40H113ZM159 41V40H158ZM169 41V40H168ZM227 41V40H226ZM233 41V40H232ZM248 41V40H247ZM246 41V42H247ZM258 42H259V40H257ZM20 42V41H19ZM22 42V41H21ZM28 42V41H27ZM27 42H26V44H27ZM52 42H53V40H52ZM56 42V41H55ZM86 42V41H85ZM88 42V41H87ZM105 42H107V41H105ZM177 42V41H176ZM180 42V41H179ZM192 42V41H191ZM241 42V41H240ZM9 43V42H8ZM34 43H36V41L34 42ZM38 43V42H37ZM41 43V42H40ZM48 43V42H47ZM46 43V44H47ZM66 43V42H65ZM77 43V42H76ZM82 43V42H81ZM92 43V42H91ZM96 43H98V42H96ZM108 43V42H107ZM114 43H115V41H114ZM131 43V42H130ZM146 43V42H145ZM152 43V42H151ZM154 43V42H153ZM159 43V42H158ZM161 43V42H160ZM209 43V42H208ZM220 43V42H219ZM257 43V42H256ZM260 43V42H259ZM258 43V44H259ZM19 44H21V43H19ZM25 44V43H24ZM23 44V45H24ZM33 44V43H32ZM54 44V43H53ZM84 44H86V43H84ZM83 44V45H84ZM141 44V43H140ZM172 44V43H171ZM210 44H212V43H210ZM229 44V43H228ZM243 44H244V42H243ZM9 45H11V44H8V46ZM12 45H13V43H12ZM58 45V44H57ZM71 45V44H70ZM73 45H75V44H73ZM77 45V44H76ZM81 45V44H80ZM93 45V44H92ZM119 45H120V43H119ZM139 45V44H138ZM162 45V44H161ZM217 45V44H216ZM260 45V44H259ZM15 45H13V46H11V47H14ZM43 48H44V46L43 45H41ZM55 46V45H54ZM66 46V45H65ZM67 46H68V44H67ZM72 46V45H71ZM79 46V45H78ZM94 46V45H93ZM92 46V47H93ZM109 46V45H108ZM137 46V45H136ZM141 46V45H140ZM143 46V45H142ZM149 46H150V44H149ZM209 46V45H208ZM236 46V45H235ZM254 46V45H253ZM257 46V45H256ZM3 47H4V45H3ZM16 47V46H15ZM31 47V46H30ZM41 47V48H42ZM47 47V46H46ZM52 47V46H51ZM75 47V46H74ZM97 47V46H96ZM100 47V46H99ZM133 47V46H132ZM146 47V46H145ZM148 47V46H147ZM156 47H158V46H156ZM162 47H164V46H162ZM174 47V46H173ZM223 47V46H222ZM5 48V47H4ZM9 48V47H8ZM22 48V47H21ZM27 48V47H26ZM32 48H35V46H33ZM31 48V49H32ZM36 48H38V47H36ZM35 48V49H36ZM77 48V47H76ZM94 48V47H93ZM124 48V47H123ZM136 48V47H135ZM248 48V47H247ZM251 48V47H250ZM23 49V48H22ZM30 49V50H31ZM40 49V48H39ZM66 49H67V47H66ZM73 49V48H72ZM84 49H86L85 47H84ZM91 49V48H90ZM99 49V48H98ZM125 49V48H124ZM210 49V48H209ZM220 48H218V50H219ZM240 49V48H239ZM9 50V49H8ZM12 50H14V48L12 49ZM19 50V48L17 49V51ZM29 50V49H28ZM37 50L38 49H36V54H38V56H40V53L39 52H37ZM60 50V49H59ZM87 50L89 51V49L87 48ZM93 50V49H92ZM115 50V49H114ZM130 50V49H129ZM140 50V49H139ZM150 50V49H149ZM165 50V49H164ZM174 50V49H173ZM226 50V49H225ZM249 50V49H248ZM11 51V50H10ZM16 51V50H15ZM16 51V52H17ZM25 51V50H24ZM42 51V50H41ZM53 51V50H52ZM54 51H55V49H54ZM67 51V50H66ZM69 51V50H68ZM67 51V52H68ZM71 51V50H70ZM73 52H74V50H72ZM84 51H86V50H84ZM94 51V50H93ZM103 52H104V50H102ZM109 51V50H108ZM227 51V50H226ZM231 51V50H230ZM234 51V50H233ZM236 51V50H235ZM25 52H27V51H25ZM61 52V51H60ZM63 52V51H62ZM96 52V51H95ZM107 52V51H106ZM110 52V51H109ZM115 52H116V50H115ZM135 52V51H134ZM150 52V51H149ZM186 52V51H185ZM201 52V51H200ZM204 52V51H203ZM207 52V51H206ZM221 52V51H220ZM250 52H251V49H250ZM18 53V52H17ZM20 53V52H19ZM23 53V52H22ZM28 53V52H27ZM43 53V52H42ZM82 53V52H81ZM88 53V52H87ZM98 53V52H97ZM140 53V52H139ZM148 53V52H147ZM167 53V52H166ZM170 53H173V52H170ZM215 53V52H214ZM241 53V52H240ZM249 53V52H248ZM253 53V52H252ZM32 55H33V53H31ZM36 54H34V55H36ZM52 54V53H51ZM64 54V53H63ZM71 54H72V52H71ZM84 54V53H83ZM110 54V53H109ZM143 54V53H142ZM182 54V53H181ZM184 54V53H183ZM213 54V53H212ZM212 54H211V56H212ZM219 54H221V53H219ZM218 54V55H219ZM228 54V53H227ZM43 55V54H42ZM48 55V54H47ZM61 55V54H60ZM73 55V54H72ZM78 55V54H77ZM141 55V54H140ZM159 55V54H158ZM157 55V56H158ZM167 55V54H166ZM174 55H176V54H174ZM7 56V55H6ZM28 56V55H27ZM31 56V55H30ZM45 56V55H44ZM63 56V55H62ZM73 56H76L75 55V52H74V55ZM80 56V55H79ZM82 56V55H81ZM93 56H94V54H93ZM113 56V55H112ZM156 56V57H157ZM33 57V56H32ZM31 57V58H32ZM36 57V56H35ZM34 57V58H35ZM71 57V56H70ZM83 57H85V56H83ZM87 57H89V56H87ZM103 57H104V55H103ZM109 57H111V56H109ZM165 57V56H164ZM167 57V56H166ZM200 58L202 57V56H199ZM206 57V56H205ZM216 57H218V56H216ZM233 57V56H232ZM235 57V56H234ZM251 57V56H250ZM249 57V58H250ZM29 58V57H28ZM40 58V57H39ZM62 58V57H61ZM66 58H67V56H66ZM74 58V57H73ZM101 58V57H100ZM100 58H99V60H100ZM108 58V57H107ZM116 58V57H115ZM148 58H149V56H148ZM163 58V57H162ZM207 58V57H206ZM257 58V57H256ZM7 59V58H6ZM16 59V58H15ZM21 59V58H20ZM19 59V60H20ZM27 59V58H26ZM79 59V58H78ZM87 59V58H86ZM103 59V58H102ZM111 59V58H110ZM145 59V58H144ZM171 59V58H170ZM173 59V58H172ZM212 59V58H211ZM214 59V58H213ZM229 59V58H228ZM251 59V58H250ZM261 59H263L262 57H261ZM3 61H6V60H4V58L2 59ZM14 60V59H13ZM34 60V59H33ZM40 60V59H39ZM56 60H57V58H56ZM55 60V61H56ZM68 60H70V59H68ZM117 60V59H116ZM129 60V59H128ZM132 60V59H131ZM183 60V59H182ZM199 60V59H198ZM202 60V59H201ZM200 60V61H201ZM208 60H209V58H208ZM255 60V59H254ZM0 61H1V59H0ZM3 61H1V62H3ZM9 61V60H8ZM11 62H12V60H10ZM18 61V60H17ZM50 61H51V59H50ZM75 61H77V60H75ZM96 61V60H95ZM113 61V60H112ZM152 61V60H151ZM166 61V60H165ZM194 61V60H193ZM205 61V60H204ZM217 61V60H216ZM257 61V60H256ZM255 61V62H256ZM259 61V60H258ZM0 62V63H1ZM15 62H16V60H15ZM20 62V61H19ZM24 62V61H23ZM22 62V63H23ZM28 62V61H27ZM53 62V61H52ZM66 62H68V61H66ZM83 62V61H82ZM86 62H88V61H86ZM94 62V61H93ZM103 62H105V61H103ZM107 62V61H106ZM173 62V61H172ZM180 62V61H179ZM206 62V61H205ZM17 63V62H16ZM21 63V64H22ZM30 63V62H29ZM33 63H34V61H33ZM32 63V64H33ZM35 63H36V61H35ZM48 63V62H47ZM108 63V62H107ZM118 63V62H117ZM155 63V62H154ZM169 63V62H168ZM208 63V62H207ZM231 63V62H230ZM257 63V62H256ZM261 63V62H260ZM2 64V63H1ZM0 64V65H1ZM4 64V63H3ZM5 64H7V63H5ZM12 64V63H11ZM19 64V63H18ZM36 64H38L39 65V68H41V66H40V64L37 62ZM70 64V63H69ZM78 64V63H77ZM81 64V63H80ZM86 64V63H85ZM95 64V63H94ZM139 64V63H138ZM145 64V63H144ZM181 64V63H180ZM197 64H198V62H197ZM200 64V63H199ZM203 64V63H202ZM217 64V63H216ZM226 64H228V63H226ZM241 64H243V63H241ZM258 64V63H257ZM76 65V64H75ZM105 65V64H104ZM109 65V64H108ZM238 65V64H237ZM13 66V65H12ZM19 66V65H18ZM26 66V65H25ZM31 66V65H30ZM43 66V65H42ZM58 66V65H57ZM89 66V65H88ZM88 66L86 67L85 66V69L86 68H88ZM95 66V65H94ZM106 66V65H105ZM115 66V65H114ZM132 66V65H131ZM165 66H167V65H165ZM196 66V65H195ZM194 66V67H195ZM201 66V65H200ZM206 66V65H205ZM209 66V65H208ZM219 66V65H218ZM1 67H3V66H1ZM5 67V66H4ZM20 67H22L21 65H20ZM29 67V66H28ZM36 67V66H35ZM38 67V66H37ZM66 67V66H65ZM73 67V66H72ZM91 67H93V66H91ZM112 67V66H111ZM124 67V66H123ZM129 67H130V65H129ZM137 67V66H136ZM141 67V66H140ZM156 67V66H155ZM162 67V66H161ZM189 67H190V65H189ZM220 67V66H219ZM241 67V66H240ZM250 67V66H249ZM257 67H258V65H257ZM261 67H262V70H263V66L261 65ZM9 68H10V66H9ZM8 68V69H9ZM12 68V67H11ZM14 68V67H13ZM48 68V67H47ZM114 68V67H113ZM120 68V67H119ZM145 68V67H144ZM209 68H210V66H209ZM6 69V68H5ZM4 69V70H5ZM21 69V68H20ZM19 69V70H20ZM25 69V68H24ZM30 69V68H29ZM58 69H59V67H58ZM69 71H71V68H67ZM78 69V68H77ZM89 69H90V66H89ZM89 69H88V71H89ZM107 69V68H106ZM122 69V68H121ZM131 69H132V67H131ZM185 69V68H184ZM234 69V68H233ZM238 69H239V67H238ZM256 69H258V68H256ZM12 70H14V69H12ZM35 70L37 71V69L35 68ZM40 70V69H39ZM54 70H55V68H53V72H54ZM61 70V69H60ZM63 70H64V68H63ZM62 70V71H63ZM92 70H94V69H92ZM125 70H127V69H125ZM138 70H140V69H138ZM214 70V69H213ZM223 70V69H222ZM226 70V69H225ZM261 70V69H260ZM8 71V70H7ZM11 71V70H10ZM49 71V70H48ZM51 71V70H50ZM73 71V70H72ZM77 71V70H76ZM79 71V70H78ZM82 71V70H81ZM87 71V70H86ZM137 71V70H136ZM174 71V70H173ZM177 71V70H176ZM187 71V70H186ZM236 71H238V70H236ZM5 72V71H4ZM3 72V73H4ZM16 72V71H15ZM15 72H14V74H15ZM18 72V71H17ZM23 72V71H22ZM28 72H30V71H28ZM27 72V73H28ZM33 72H35V71H33ZM58 72V70L56 71V73ZM99 72V71H98ZM104 72V71H103ZM118 72V71H117ZM139 72V71H138ZM163 72V71H162ZM208 72V71H207ZM213 72V71H212ZM240 72V71H239ZM238 72V73H239ZM7 73V72H6ZM21 72H19V74H20ZM55 73V72H54ZM53 73V74H54ZM70 73V72H69ZM106 73V72H105ZM111 73V72H110ZM115 73V72H114ZM114 73H112L113 75H115ZM128 73V72H127ZM126 73V74H127ZM181 73V72H180ZM187 73V72H186ZM233 73V72H232ZM261 73H263V72H261ZM14 74H12L13 76H14ZM18 74V73H17ZM23 74V73H22ZM21 74V75H22ZM24 74H25V71H24ZM30 74V73H29ZM33 74H35V73H33ZM44 74V73H43ZM41 75L42 77L45 75ZM47 74V73H46ZM52 74V75H53ZM62 74V73H61ZM64 74V73H63ZM78 74H79V72H78ZM78 74H77V78H78ZM81 74H82V72H81ZM125 74V73H124ZM125 74V75H126ZM141 74V73H140ZM161 74V73H160ZM194 74V73H193ZM225 74V73H224ZM249 74V73H248ZM248 74H247V76H248ZM251 74H252V72H251ZM6 76L8 75V74H5ZM26 75V74H25ZM51 75V74H50ZM49 75V76H50ZM72 75V74H71ZM89 75V74H88ZM119 75V74H118ZM219 75V74H218ZM227 75V74H226ZM233 75H235V73L233 74ZM250 75V74H249ZM11 76V74L9 75V77ZM12 76V77H13ZM17 76H19V75H17ZM57 76H58V74H57ZM64 76H67V74L66 75H64ZM63 76V78L62 77H60L61 79L60 80H64V77ZM73 76V75H72ZM74 76H75V74H74ZM91 76V75H90ZM104 76V75H103ZM145 76V75H144ZM175 76H176V74H175ZM193 76V75H192ZM220 76V75H219ZM246 76V75H245ZM246 76V77H247ZM251 76V75H250ZM259 76H261V75H259ZM262 76H263V74H262ZM11 77V78H12ZM16 77V76H15ZM14 77V78H15ZM23 77V76H22ZM21 77V78H22ZM41 77V79H43ZM48 76H46V78H47ZM51 77V76H50ZM56 77V76H55ZM76 77V76H75ZM81 77V76H80ZM79 77V78H80ZM83 77V76H82ZM115 77V76H114ZM122 77V76H121ZM127 77V76H126ZM167 77V76H166ZM177 77V76H176ZM184 77V76H183ZM187 77V76H186ZM195 77V76H194ZM198 77V76H197ZM213 77V76H212ZM239 77H240V75H239ZM242 77V76H241ZM264 77V76H263ZM10 78V79H11ZM18 78V77H17ZM31 78V77H30ZM57 78V77H56ZM59 78V77H58ZM57 78V79H58ZM72 78V77H71ZM76 78V79H77ZM116 78H118V76L116 77ZM179 78V77H178ZM200 78H201V76H200ZM237 78V77H236ZM262 78V77H261ZM40 79V80H41ZM45 79V78H44ZM68 79H70V78H68ZM199 79V78H198ZM197 79V80H198ZM206 79V78H205ZM231 79V78H230ZM240 79V78H239ZM244 79V78H243ZM250 79H253V78H250ZM264 79V78H263ZM23 80H24V78H23ZM36 80H37V78H36ZM51 80V79H50ZM53 80V79H52ZM51 80V81H52ZM56 80V79H55ZM67 80V79H66ZM66 80H65V82H66ZM72 80V79H71ZM81 80V79H80ZM98 80V79H97ZM96 80V81H97ZM110 80V79H109ZM183 80V79H182ZM187 80H189V79H187ZM201 80V79H200ZM247 80V79H246ZM258 80V79H257ZM261 80V79H260ZM1 81V80H0ZM48 81V80H47ZM50 81V82H51ZM77 81V80H76ZM83 81H84V79H83ZM114 81V80H113ZM117 81V80H116ZM148 81V80H147ZM227 81H230V80H227ZM234 80H232V82H233ZM250 81V80H249ZM261 81H263V80H261ZM49 82V81H48ZM54 82H56V81H54ZM59 82V81H58ZM71 82V81H70ZM98 82V81H97ZM195 82V81H194ZM224 82V81H223ZM237 82V81H236ZM248 82V81H247ZM264 82V81H263ZM33 83V82H32ZM42 83V82H41ZM46 83V82H45ZM53 83V82H52ZM60 83V82H59ZM61 83H63V82H61ZM72 83V82H71ZM89 83V82H88ZM100 83V82H99ZM111 83V82H110ZM116 83H118V82H116ZM148 83V82H147ZM169 83H170V81H169ZM179 83V82H178ZM205 83V82H204ZM234 83V82H233ZM254 83V82H253ZM259 83H261L260 81H259ZM64 84V83H63ZM66 84V83H65ZM64 84V85H65ZM84 84V83H83ZM149 84V83H148ZM153 84V83H152ZM211 84V83H210ZM235 84V83H234ZM238 84V83H237ZM249 84V83H248ZM256 84V83H255ZM4 85V84H3ZM3 85H1L2 86V88H3ZM36 85V84H35ZM49 85V84H48ZM48 85H45V86H48ZM60 85H62V84H60ZM88 85V84H87ZM92 85V84H91ZM95 85V84H94ZM261 85V84H260ZM260 85H258V86H260ZM8 86V85H7ZM10 86V85H9ZM45 86H41L42 88L43 87H45ZM50 86H52V84L50 85ZM54 86V85H53ZM99 86V85H98ZM110 86V85H109ZM142 86H143V84H142ZM224 86H225V83H224ZM224 86H222V87H224ZM36 87V86H35ZM38 87H40V86H38ZM40 87V88H41ZM67 87H70V85L69 86H67ZM67 87H65V88H67ZM83 87V86H82ZM89 87H91V86H89ZM145 87V86H144ZM180 87H182V86H180ZM179 87V88H180ZM227 87V86H226ZM236 87V86H235ZM250 87V86H249ZM1 88V87H0ZM5 88V87H4ZM20 88V87H19ZM33 88V87H32ZM46 88H49V87H46ZM45 88V89H46ZM50 88H52V87H50ZM55 87H53V89H54ZM58 88V87H57ZM85 87H83V89H84ZM94 88V87H93ZM162 88H163V86H162ZM184 88V87H183ZM192 88H193V86H192ZM195 88V87H194ZM221 88V87H220ZM251 88V87H250ZM258 88V87H257ZM262 88H264V85H263V87ZM6 89H7V87H6ZM6 89H4L5 91H6ZM8 89H10V88H8ZM12 89H14V88H12ZM52 89V90H53ZM89 89V88H88ZM91 89V88H90ZM103 89V88H102ZM111 89V88H110ZM178 89V88H177ZM191 89V88H190ZM223 89V88H222ZM252 89V88H251ZM261 89V88H260ZM259 89V90H260ZM3 90V89H2ZM17 90V89H16ZM38 90H40V89H38ZM48 90V89H47ZM50 90V89H49ZM56 90V89H55ZM60 90V89H59ZM93 90V89H92ZM100 90V89H99ZM98 90V91H99ZM112 90H114L113 88H112ZM132 90V89H131ZM143 90V89H142ZM221 90V89H220ZM224 90H225V88H224ZM247 90H248V88H247ZM246 90V91H247ZM262 90V89H261ZM264 90V89H263ZM1 91V90H0ZM9 91V90H8ZM41 91H43V90H41ZM54 91V90H53ZM78 91V90H77ZM87 91V90H86ZM89 91V90H88ZM87 91V92H88ZM95 91V90H94ZM93 91V92H94ZM135 91V90H134ZM156 91V90H155ZM178 91V90H177ZM187 91V90H186ZM194 91V90H193ZM240 91V90H239ZM258 91V90H257ZM2 92H4V91H2ZM11 92V91H10ZM15 92V91H14ZM39 92V91H38ZM45 92V91H44ZM43 92V93H44ZM48 92V91H47ZM57 92V91H56ZM60 92V91H59ZM58 92V93H59ZM110 92H111V90H110ZM109 92V93H110ZM146 92V91H145ZM238 92V91H237ZM263 92V91H262ZM261 92V93H262ZM12 93H13V90H12ZM25 93V92H24ZM43 93H41L40 95H43ZM49 93V92H48ZM57 93V95L59 96V94ZM107 93V92H106ZM124 93V92H123ZM128 93H130V92H128ZM137 93V92H136ZM161 93V92H160ZM180 93V92H179ZM215 93V92H214ZM247 93V92H246ZM258 93H259V91H258ZM257 93V94H258ZM261 93H259V94H261ZM30 94V93H29ZM62 94H63V91H62ZM65 94V93H64ZM68 94V93H67ZM76 94V93H75ZM87 94V93H86ZM85 94V95H86ZM97 95L99 94V93H96ZM127 94V93H126ZM153 94V93H152ZM151 94V95H152ZM157 94H158V92H157ZM182 94H184V93H181V95ZM191 94V93H190ZM220 94H222V92L220 93ZM243 94V93H242ZM241 94V95H242ZM249 94V93H248ZM247 94V95H248ZM2 95H4V94H2ZM10 95V94H9ZM8 95V96H9ZM13 95V94H12ZM16 95V93L13 95V96H15ZM22 95V94H21ZM48 95V94H47ZM46 95V97H48ZM51 95L52 94H50L49 96L51 97ZM54 96H56L55 95V92H54V94H53ZM66 95V94H65ZM71 95V94H70ZM101 95V94H100ZM99 95V96H100ZM106 95V94H105ZM146 95V94H145ZM156 95V94H155ZM161 95V94H160ZM167 95H168V93H167ZM175 95V94H174ZM196 95V94H195ZM211 95V94H210ZM218 95V94H217ZM224 95V94H223ZM226 95V94H225ZM229 95V94H228ZM263 95V94H262ZM25 96H26V94H25ZM53 96V97H54ZM57 96V97H58ZM63 95H61L60 97H62ZM84 96V95H83ZM102 96V95H101ZM125 96V95H124ZM129 96V95H128ZM143 96V95H142ZM141 96V97H142ZM153 96V95H152ZM178 96V95H177ZM257 95L255 94V97H256ZM264 96V95H263ZM16 97H18V96H16ZM15 97V98H16ZM40 97V96H39ZM44 97H45V95H44ZM59 97V98H60ZM65 97V96H64ZM64 97H62V98H64ZM68 97H69V95H68ZM121 97H122V95H121ZM213 97V96H212ZM261 97V96H260ZM10 98V97H9ZM12 98V97H11ZM21 98V97H20ZM23 98V97H22ZM32 98H34V95H33V97ZM37 98V97H36ZM66 98V97H65ZM72 98H73V96H72ZM82 98H84V97H82ZM90 98V97H89ZM95 98H97V97H95ZM117 98V97H116ZM115 98V99H116ZM132 98V97H131ZM136 98V97H135ZM134 98V99H135ZM144 98V97H143ZM150 98V97H149ZM154 98V97H153ZM157 98V97H156ZM161 98V97H160ZM165 98V97H164ZM179 98H180V96H179ZM178 98V99H179ZM186 98V97H185ZM190 98V97H189ZM199 98V97H198ZM209 98V97H208ZM239 98V97H238ZM243 98V97H242ZM253 98V97H252ZM264 98V97H263ZM14 99V98H13ZM12 99V100H13ZM25 99H26V97H25ZM24 99V100H25ZM50 99V98H49ZM52 99V98H51ZM54 99V98H53ZM52 99V100H53ZM56 100L58 99V98H55ZM75 99H76V97H75ZM93 99V98H92ZM105 99V98H104ZM114 99V100H115ZM127 99V98H126ZM181 99V98H180ZM201 99V98H200ZM223 99V98H222ZM244 99H246V98H244ZM255 99V98H254ZM11 100V99H10ZM15 100V99H14ZM34 100H35V98H34ZM64 100V99H63ZM63 100H62V102H63ZM66 100V99H65ZM77 100V99H76ZM114 100H111V101H114ZM120 100V99H119ZM125 100V99H124ZM156 100H158V99H156ZM159 100H161V99H159ZM171 100V99H170ZM219 100V99H218ZM229 100V99H228ZM240 100V99H239ZM251 100V99H250ZM260 100V99H259ZM19 101H20V99H19ZM26 101V100H25ZM25 101H24V103H25ZM75 101V100H74ZM73 101V102H74ZM84 101V100H83ZM86 101V100H85ZM90 101H91V99H90ZM110 101V102H111ZM141 102H142V100H140ZM155 101V100H154ZM173 101V100H172ZM205 101V100H204ZM220 101V100H219ZM225 100H223V102H224ZM12 102V101H11ZM27 102V101H26ZM48 102H49V100H48ZM53 102H54V100H53ZM52 102V103H53ZM57 102V101H56ZM58 102H59V100H58ZM60 102H61V100H60ZM92 102V101H91ZM108 102V101H107ZM118 102H120V101H118ZM136 102V101H135ZM160 102V101H159ZM171 102V101H170ZM250 102V101H249ZM259 102V101H258ZM13 103V102H12ZM32 103V102H31ZM46 103H47V101H46ZM72 103V102H71ZM75 103V102H74ZM93 103V102H92ZM101 103H103V102H101ZM115 103V102H114ZM140 103V102H139ZM162 103V102H161ZM183 103V102H182ZM185 103V102H184ZM187 103V102H186ZM185 103V104H186ZM189 103V102H188ZM187 103V105H189ZM201 103V102H200ZM222 103V102H221ZM225 103H226V101H225ZM241 103V102H240ZM248 103V102H247ZM261 103V102H260ZM263 103V102H262ZM9 104H10V102H9ZM34 104H35V102H34ZM56 104V103H55ZM58 104V103H57ZM66 104V103H65ZM73 104V103H72ZM125 104V103H124ZM128 104H130L129 102H128ZM164 104V103H163ZM175 104V103H174ZM217 104V103H216ZM230 104V103H229ZM233 104V103H232ZM231 104V105H232ZM239 104V103H238ZM249 104V103H248ZM255 104V103H254ZM28 105V104H27ZM29 105H30V103H29ZM44 105V104H43ZM60 105V104H59ZM58 105V106H59ZM61 105H63V104H61ZM68 105V104H67ZM92 105V104H91ZM90 105V106H91ZM95 105H96V101H95ZM118 105V104H117ZM120 105H121V103H120ZM138 105V104H137ZM166 105V104H165ZM170 105V104H169ZM176 105V104H175ZM174 105V106H175ZM209 105H210V102H209ZM221 105V104H220ZM258 105V104H257ZM256 105V106H257ZM260 105V104H259ZM264 105V104H263ZM2 106V105H1ZM14 106V105H13ZM12 106V107H13ZM36 105H34V107H35ZM42 105H40L39 106V108L41 107ZM52 106H53V104H52ZM72 106H74V105H72ZM80 106V105H79ZM94 106V105H93ZM108 106V105H107ZM111 106H113V105H111L110 104V107ZM119 106V105H118ZM125 106V105H124ZM186 106V105H185ZM197 106V105H196ZM212 106V105H211ZM251 106V105H250ZM250 106H248V107H250ZM10 107H11V105H10ZM24 107V106H23ZM30 107V106H29ZM37 107V106H36ZM57 107V106H56ZM86 107V106H85ZM137 107V106H136ZM152 107V106H151ZM156 107V106H155ZM167 107V106H166ZM169 107V106H168ZM209 107V106H208ZM217 107H218V105H217ZM236 107H238V106H236ZM257 107H260V106H257ZM42 108V107H41ZM47 108V107H46ZM55 108V107H54ZM53 108V109H54ZM58 108V107H57ZM64 108V107H63ZM90 108V107H89ZM93 108V107H92ZM97 108V107H96ZM103 108H104V106H103ZM133 108H135V107H133ZM138 108H139V106H138ZM170 108V107H169ZM219 108V107H218ZM230 108V107H229ZM240 108V107H239ZM243 108V107H242ZM262 108H264V107H262ZM1 109V108H0ZM13 109V108H12ZM18 109V108H17ZM25 109H27V111H28V109L29 108H25ZM24 109V110H25ZM52 109V110H53ZM71 109V108H70ZM115 109V108H114ZM116 109H118V108H116ZM129 109V108H128ZM141 109V108H140ZM139 109V110H140ZM162 109H163V107H162ZM179 109V108H178ZM208 109V108H207ZM232 109V108H231ZM230 109V110H231ZM236 109V108H235ZM248 109V108H247ZM2 110V109H1ZM43 110V109H42ZM66 110H68V108L66 109ZM73 110V109H72ZM71 110V111H72ZM107 110V109H106ZM105 110V111H106ZM111 110V109H110ZM125 110V109H124ZM142 110V109H141ZM148 110V109H147ZM152 110H153V108H152ZM205 109H203V111H204ZM212 110H214V109H212ZM218 110V109H217ZM229 110V111H230ZM246 110V109H245ZM254 110V109H253ZM257 110V108L255 109V111ZM14 111V110H13ZM46 111V110H45ZM59 111H61V110H59ZM75 111V110H74ZM92 111V110H91ZM109 111V110H108ZM116 111V110H115ZM129 111H130V109H129ZM133 111V110H132ZM135 111V110H134ZM149 111V110H148ZM169 111V110H168ZM208 111V110H207ZM219 111H221V109L219 110ZM223 111H224V109H223ZM242 111V110H241ZM240 111V112H241ZM258 111H259V109H258ZM257 111V112H258ZM19 112V111H18ZM31 112V111H30ZM66 112H68V111H66ZM73 112V111H72ZM76 112V111H75ZM98 112V111H97ZM100 112H103V111H100ZM145 112H147V111H145ZM156 112V111H155ZM158 112V111H157ZM181 112V111H180ZM187 112H188V110H187ZM214 112H216V111H214ZM233 112V111H232ZM253 112V111H252ZM260 112V111H259ZM3 113V112H2ZM9 113V112H8ZM16 113V112H15ZM25 113V112H24ZM29 113V112H28ZM27 113V114H28ZM54 113V112H53ZM52 113V114H53ZM69 113V112H68ZM91 113V112H90ZM110 113H111V111H110ZM118 113H119V110H118ZM132 113V112H131ZM160 113V112H159ZM192 113V112H191ZM204 113V112H203ZM221 113V112H220ZM227 113V112H226ZM234 113H236L235 111H234ZM244 113V112H243ZM19 114V113H18ZM55 114V113H54ZM70 114H72L71 112H70ZM70 114H66L65 113V115H70ZM113 114V113H112ZM111 114V115H112ZM120 114V116H121V113H119ZM124 114V113H123ZM134 114V113H133ZM161 114V113H160ZM160 114H158V115H160ZM168 114V113H167ZM189 114V113H188ZM198 114V113H197ZM200 114H201V112H200ZM200 114H199V116H200ZM206 114V113H205ZM241 114V113H240ZM258 114V113H257ZM260 114V113H259ZM264 114V113H263ZM26 115V114H25ZM50 115V114H49ZM48 115V116H49ZM64 115V116H65ZM74 115V114H73ZM76 115V114H75ZM92 114H90V116H91ZM110 115V116H111ZM114 115V114H113ZM148 115H149V113H148ZM157 115V114H156ZM223 115V114H222ZM221 115V116H222ZM245 115V114H244ZM250 115V114H249ZM262 115V114H261ZM45 116H46V114H45ZM109 116V115H108ZM119 116V117H120ZM127 116V115H126ZM139 116V115H138ZM145 116V115H144ZM197 116V115H196ZM206 116H207V114H206ZM224 116V115H223ZM230 116V115H229ZM228 116V117H229ZM235 116H236V114H235ZM252 116V115H251ZM258 117H259V115H257ZM25 117V116H24ZM27 117V116H26ZM42 117H44V116H42ZM56 117H58L57 116V114H56ZM55 117V118H56ZM75 118L76 117H78V116H74ZM83 117V116H82ZM89 117V116H88ZM134 117V116H133ZM135 117H136V115H135ZM148 117V116H147ZM178 117V116H177ZM213 117V116H212ZM227 117V116H226ZM257 118L256 116H253V118ZM261 117V116H260ZM20 118V117H19ZM60 118V117H59ZM58 118V119H59ZM66 118V117H65ZM69 118V117H68ZM72 118V117H71ZM79 118V117H78ZM105 118V117H104ZM140 118V117H139ZM196 118V117H195ZM200 118V117H199ZM209 118V117H208ZM238 118V117H237ZM248 118H249V116H248ZM255 118H254V120H255ZM44 119H46V118H44ZM81 119V118H80ZM112 119V118H111ZM124 119H125V117H124ZM136 119H138V118H136ZM207 119V118H206ZM224 119H225V116H224ZM229 119V118H228ZM227 119V120H228ZM235 119H236V117H235ZM250 119V118H249ZM249 119H247V120H249ZM260 119V118H259ZM258 119V120H259ZM262 119V118H261ZM3 120V119H2ZM25 120H28V119H25ZM25 120H24V122H25ZM49 120H50V118H49ZM56 120V119H55ZM54 120V121H55ZM68 120V119H67ZM83 120V119H82ZM92 120V119H91ZM105 120V119H104ZM126 120V119H125ZM124 120V121H125ZM141 120H142V118H141ZM150 120V119H149ZM160 120V119H159ZM184 120V119H183ZM187 120H188V118H187ZM195 120V119H194ZM211 120V119H210ZM226 120V121H227ZM230 120V119H229ZM242 120V119H241ZM246 120V121H247ZM13 121V120H12ZM32 121H33V119H32ZM38 121V120H37ZM59 121H60V119H59ZM71 121V120H70ZM69 121V122H70ZM97 121V120H96ZM116 121H118V120H116ZM127 121H128V119H127ZM138 121V120H137ZM172 121V120H171ZM170 121V122H171ZM182 121V120H181ZM180 121V122H181ZM196 121H198V119L196 120ZM215 121V120H214ZM232 121V120H231ZM246 121H245V123H246ZM257 121V120H256ZM263 121H264V115H263ZM34 122V121H33ZM32 122V123H33ZM50 122V121H49ZM52 122H53V119H52ZM68 122V123H69ZM76 122V121H75ZM78 122V121H77ZM93 122V121H92ZM114 122V121H113ZM139 122V121H138ZM169 122V121H168ZM191 122H193V120L191 121ZM220 122V121H219ZM225 122V121H224ZM229 122V121H228ZM233 122H235V120H233ZM243 122V121H242ZM253 122V121H252ZM255 122V121H254ZM258 122V121H257ZM22 123V122H21ZM41 123V122H40ZM63 123H64V121H63ZM71 123V122H70ZM101 123V122H100ZM103 123V122H102ZM126 123V122H125ZM137 123V122H136ZM140 123V122H139ZM138 123V124H139ZM147 123V122H146ZM171 123H173V122H171ZM183 123V122H182ZM181 123V124H182ZM256 123V122H255ZM260 123V122H259ZM264 123V122H263ZM262 123V124H263ZM28 124V123H27ZM34 124V123H33ZM42 124V123H41ZM40 124V126H42ZM73 124V123H72ZM80 124V123H79ZM117 124V123H116ZM127 124V123H126ZM130 124H132V123H130ZM157 124V123H156ZM170 124V123H169ZM190 123H188V125H189ZM197 123L195 122V125H196ZM200 124H201V122H200ZM199 124V125H200ZM212 124H214V123H212ZM224 124V123H223ZM231 124V123H230ZM234 124V123H233ZM262 124H258L257 123V126L259 125H262ZM24 125V124H23ZM26 125V124H25ZM44 125V124H43ZM64 125V124H63ZM74 125V124H73ZM78 125V124H77ZM77 125L75 126V127H77ZM84 125V124H83ZM95 125V124H94ZM183 125V124H182ZM186 125V124H185ZM207 125H208V122H207ZM229 125V124H228ZM248 125H250V123L248 124ZM256 125V124H255ZM9 126V125H8ZM34 126H36V125H34ZM67 126V125H66ZM154 126V125H153ZM161 126V125H160ZM169 126V125H168ZM218 126H219V124H218ZM252 126V125H251ZM264 126V125H263ZM6 127V126H5ZM20 127H21V125H20ZM23 127V126H22ZM48 127V125L46 126V128ZM50 127V126H49ZM48 127V128H49ZM104 127V126H103ZM102 127V128H103ZM118 127V126H117ZM116 127V128H117ZM142 127V126H141ZM156 126H154V128H155ZM163 127V126H162ZM178 127V126H177ZM185 127V126H184ZM187 127V126H186ZM197 127V126H196ZM199 127V126H198ZM201 127H203V126H201ZM200 127V128H201ZM232 127V126H231ZM230 127V128H231ZM253 127V126H252ZM26 128V127H25ZM31 128V127H30ZM40 128V127H39ZM47 128V129H48ZM56 128V127H55ZM71 128V127H70ZM94 128H96V127H94ZM97 128H98V126H97ZM120 128V127H119ZM132 128V127H131ZM137 128V127H136ZM175 128V127H174ZM173 128V129H174ZM180 128V127H179ZM191 128V127H190ZM208 129H209V126L207 127ZM229 128V127H228ZM240 128H241V126H240ZM243 128V127H242ZM255 128V127H254ZM263 128V127H262ZM46 129V130H47ZM51 129V128H50ZM79 129V128H78ZM87 129V128H86ZM114 129V128H113ZM130 129V128H129ZM128 129V130H129ZM142 129V128H141ZM144 129V128H143ZM156 129V128H155ZM192 129V128H191ZM190 129V130H191ZM203 129H206V128H203ZM207 129V130H208ZM225 129V128H224ZM232 129V128H231ZM236 129V128H235ZM252 129V128H251ZM261 129V128H260ZM21 130V129H20ZM31 130V129H30ZM34 130V129H33ZM52 130V129H51ZM55 130H57V129H55ZM133 130H135L134 129V127H133ZM160 130H161V128H160ZM166 130H168V129H166ZM184 130V129H183ZM197 130V129H196ZM213 130V129H212ZM226 130H228V129H226ZM232 130H234V129H232ZM231 130V131H232ZM250 130V129H249ZM262 130V129H261ZM7 131V130H6ZM19 131V130H18ZM22 131V130H21ZM72 131H73V128H72ZM76 131V130H75ZM74 131V132H75ZM126 131V130H125ZM163 131V130H162ZM176 131H178V130H176ZM186 131V130H185ZM185 131H184V134H187V133H185ZM201 131V130H200ZM221 131V130H220ZM241 131V130H240ZM258 131H260V130H258ZM35 132V131H34ZM33 132V133H34ZM40 132V131H39ZM48 132H50V131H48ZM55 132V131H54ZM57 132V131H56ZM70 132V131H69ZM98 132V131H97ZM109 132V131H108ZM121 132H123V131H121ZM129 132V131H128ZM128 132H126V133H128ZM170 132V131H169ZM182 132V131H181ZM203 132H204V130H203ZM222 132V131H221ZM229 132V131H228ZM246 132V131H245ZM15 133V132H14ZM17 133V132H16ZM22 133V132H21ZM25 133V132H24ZM36 133H38V132H36ZM63 133V132H62ZM112 133V132H111ZM133 133V132H132ZM143 133H144V131H143ZM148 133H150V132H148ZM176 133V132H175ZM196 133H198V132H196ZM213 133V132H212ZM215 133V132H214ZM225 133V132H224ZM232 133V132H231ZM231 133H229V134H231ZM235 133H237V132H234V134ZM239 133V132H238ZM257 133V132H256ZM260 133V132H259ZM4 134V133H3ZM27 134H29V133H27ZM40 134V133H39ZM53 134V133H52ZM69 134H71V132L69 133ZM77 134H78V132H77ZM169 134V133H168ZM173 134V133H172ZM207 134V133H206ZM205 134V135H206ZM211 134V133H210ZM216 134V133H215ZM228 134V135H229ZM247 134V133H246ZM250 134H252V133H250ZM249 134V135H250ZM24 135V134H23ZM34 135H35V133H34ZM61 135V134H60ZM98 135V134H97ZM121 135V134H120ZM119 135V136H120ZM123 135V134H122ZM125 135V134H124ZM142 135V134H141ZM200 135V134H199ZM220 135H221V133H220ZM223 135V134H222ZM237 135V134H236ZM248 135V134H247ZM248 135V136H249ZM255 135H257V134H254L253 136H255ZM259 135V134H258ZM262 135V134H261ZM13 136V135H12ZM20 136V135H19ZM25 136V135H24ZM23 136V137H24ZM29 136V135H28ZM53 136V135H52ZM62 136V135H61ZM118 136V137H119ZM146 136H148L147 135V133H146ZM155 136H156V133H155ZM159 136V135H158ZM175 136V135H174ZM189 136V135H188ZM204 136V135H203ZM207 136H208V134H207ZM214 136V135H213ZM224 136H226V135H224ZM260 136V135H259ZM259 136H258V138H259ZM263 136V135H262ZM16 137H18L17 136V134H16V136H15V138ZM22 137V136H21ZM56 137V136H55ZM71 137H72V135H71ZM141 137L142 136H140V140H141ZM186 137V136H185ZM192 137V136H191ZM190 137V138H191ZM200 137V136H199ZM209 137V136H208ZM214 137H216V136H214ZM218 137V136H217ZM220 137V136H219ZM2 138V134L0 135V139ZM64 138V137H63ZM86 138H87V136H86ZM92 138V137H91ZM156 138V137H155ZM165 138V137H164ZM170 138H172V135H171V137ZM177 138V137H176ZM195 138V137H194ZM207 138V137H206ZM210 138V137H209ZM221 138V137H220ZM220 138H219V140H220ZM20 139V138H19ZM28 139H30V138H28ZM79 139H80V136H79ZM78 139V140H79ZM95 139V138H94ZM121 139H123L122 138V136H121ZM131 139V138H130ZM153 139V138H152ZM174 139V138H173ZM193 139V138H192ZM204 139V138H203ZM214 139V138H213ZM246 139V138H245ZM248 140H249V137L247 138ZM256 139H257V137H256ZM255 139V140H256ZM2 140V139H1ZM21 140V139H20ZM23 140V139H22ZM32 140V139H31ZM77 140V141H78ZM83 140V139H82ZM117 140V139H116ZM126 140V139H125ZM180 140V139H179ZM199 140V139H198ZM197 140V141H198ZM223 140V139H222ZM228 140V139H227ZM260 140V139H259ZM80 141H81V139H80ZM86 141V140H85ZM105 141V140H104ZM131 141H132V139H131ZM135 141V140H134ZM185 141V140H184ZM187 141V140H186ZM205 141H206V139H205ZM238 141V140H237ZM250 141V140H249ZM7 142V141H6ZM6 142H4V144L6 143ZM15 141H13V143H14ZM29 142V141H28ZM69 142V141H68ZM82 142V141H81ZM89 142V141H88ZM87 142V143H88ZM106 142H107V138H106ZM120 142H122V141H120ZM120 142H117V144H116V142L114 143V144H116V145H114V144H111V145H109V147H107V150H101V152L100 153H98V155H97V157H95V158H97L96 160H95V163L91 166V168L88 170V173L87 174H85V179H84V183H91V182H95L96 183V187L95 188H93V189H91L90 191H88L86 194L84 193V190L82 191V192H80V195H84V196H87V197H89V198H91V199H89V202H86V203H88V206L86 207V208H83V210H76L75 212H73L72 213V215L70 216V217H68V219H67V224H68V226H67V229L65 228V230L64 231H62V234H61V237L59 236V239H62V241L63 242H60V244H58V243H56V244H58L57 246H55L54 248H52L51 250H50V259H49V262L47 263V264H83L84 263V261H88L89 259H86L87 257H88V255L86 254V252H88V249L90 248V247H94V248H97V246H98V243H95L94 241H92L93 240V238H91L90 239V237L92 236L93 237V235L92 234H99L102 230H103V226H102V224H104V222H105V220H106V218H108V217H110V216H112V215H114L115 213H117V212H119L120 210H127V212H130L132 209H134L135 208V204H132V203H130V201H129V204L127 203V201H123V202H121L120 204H112V206H111V208H110V210H109V212H107L108 214L106 215V216H103V218H100V216H98V214H97V210H98V208H100L101 206H103V205H105V204H107V203H110V202H113V200H114V198L115 197H117V196H120V195H124V194H126V193H128V191H126L125 190V188H124V186H122V184H123V182H122V184L120 185L119 183H121V181H122V179H124V178H127L128 179V184H133V185H141L142 183H143V181H144V172H149L148 170H146L145 171V168H144V166L142 165V168L140 169V173L138 174V175H136V176H134V177H129V172L131 171V169H132V165H131V161L130 160H128V158L127 157H125V156H122V157H120L119 159H118V161H116V162H114V163H111L110 161H109V152H108V150L109 151H111V149L113 150V149H115L117 146H119L120 144H122L123 145V143H120ZM127 142H128V140L126 141V144H127ZM138 142H140V141H138ZM150 142V141H149ZM164 142H166V141H164ZM179 142V141H178ZM183 142V141H182ZM188 142H189V140H188ZM196 142V141H195ZM217 142V141H216ZM219 142V141H218ZM233 142H234V140H233ZM243 142V141H242ZM246 142H248V141H246ZM258 142V141H257ZM263 142V141H262ZM16 143V142H15ZM24 143V142H23ZM37 143L38 142H36V143H34V146H35V144H36V146H37ZM39 143H42V142H39ZM59 143H61L60 142V140H59ZM67 143V141L65 142V144ZM80 143V142H79ZM137 143V142H136ZM154 143H155V141H154ZM167 143V142H166ZM211 143H213L212 141H211ZM210 143V144H211ZM215 143V142H214ZM214 143H213V145H214ZM224 144H225V142H223ZM228 143V142H227ZM236 143V142H235ZM2 145H3V143H1ZM7 144V143H6ZM55 144V143H54ZM84 144V143H83ZM106 144H108V143H106ZM110 144V143H109ZM150 144V143H149ZM152 144V143H151ZM175 144V143H174ZM179 144V143H178ZM184 144V143H183ZM182 144V145H183ZM188 144V143H187ZM190 144H191V142H190ZM189 144V145H190ZM195 144V143H194ZM201 145H202V142L200 143ZM216 144V143H215ZM238 144V143H237ZM240 144V143H239ZM259 145H260V143H258ZM15 145V144H14ZM59 145V144H58ZM61 145V144H60ZM73 145H75V144H73ZM143 145V144H142ZM181 145V143L179 144V146ZM196 145H197V143H196ZM212 145V144H211ZM230 145V144H229ZM233 145H234V143H233ZM233 145H232V147H233ZM250 145V144H249ZM252 145H253V143H252ZM251 145V146H252ZM255 145V144H254ZM5 146V145H4ZM9 146V145H8ZM11 146V145H10ZM16 146V145H15ZM39 146V145H38ZM72 146V145H71ZM94 146V145H93ZM124 146V145H123ZM129 146V145H128ZM135 146V145H134ZM147 146V145H146ZM154 146V145H153ZM170 146V145H169ZM175 146V145H174ZM185 146H186V144H185ZM193 146V145H192ZM199 146V145H198ZM204 146V145H203ZM214 146H216V145H214ZM218 146H219V143H218ZM228 146V145H227ZM257 146V145H256ZM262 146H263V144H262ZM20 147V146H19ZM19 147H18V149H19ZM75 147V146H74ZM150 147V146H149ZM171 147V146H170ZM184 147V146H183ZM190 147H191V145H190ZM195 147V146H194ZM213 147V146H212ZM221 147V146H220ZM224 147V146H223ZM244 147V146H243ZM246 147V146H245ZM244 147V148H245ZM252 147H254V146H252ZM258 147L259 146H257V149H258ZM42 148V147H41ZM60 148V147H59ZM58 148V149H59ZM62 148H64V147H62ZM61 148V149H62ZM89 148V147H88ZM101 148V147H100ZM137 148H139V146L137 147ZM186 148V147H185ZM198 148H200V147H198ZM243 148V149H244ZM247 148V147H246ZM248 148H250V146L248 147ZM53 149V148H52ZM67 149V148H66ZM73 149V148H72ZM91 149V148H90ZM98 149V148H97ZM142 149H144V148H142ZM176 149V148H175ZM191 149H192V147H191ZM191 149H189V150H191ZM201 149V148H200ZM211 149V148H210ZM214 149V148H213ZM222 149V148H221ZM221 149H219V150H221ZM232 149V148H231ZM235 149V148H234ZM254 149V148H253ZM20 150V149H19ZM24 150V149H23ZM39 150V149H38ZM64 150H65V148H64ZM116 150V149H115ZM119 150V149H118ZM139 150H141V149H139ZM183 150V149H182ZM193 150V149H192ZM197 150V149H196ZM203 150V149H202ZM215 150H218V148L217 149H215ZM225 150V149H224ZM230 149H228V151H229ZM241 150V149H240ZM245 150V149H244ZM259 150V149H258ZM8 151V150H7ZM40 151V150H39ZM49 151H50V149H49ZM54 151H57V150H54ZM70 151H71V149H70ZM91 151V150H90ZM120 151V150H119ZM118 151V152H119ZM128 151V150H127ZM188 151V150H187ZM198 151H199V149H198ZM204 151H205V149H204ZM212 151H214V150H212ZM227 151V150H226ZM227 151V152H228ZM234 151V150H233ZM243 151V150H242ZM249 151H250V149H249ZM11 152V151H10ZM10 152H8V153H10ZM67 152V151H66ZM73 152V151H72ZM76 152V151H75ZM137 152V151H136ZM171 152V151H170ZM173 152V151H172ZM175 152H176V150H175ZM215 152V151H214ZM246 153H247V151H245ZM258 152V151H257ZM61 153V152H60ZM91 153H92V151H91ZM96 153H97V150H96ZM134 153V152H133ZM166 153V152H165ZM177 153H179V152H177ZM195 153V152H194ZM200 153V152H199ZM203 153V152H202ZM236 153V152H235ZM238 153V152H237ZM256 153V152H255ZM254 153V154H255ZM260 153V152H259ZM263 154H264V152H262ZM5 154H7V153H5ZM24 154V153H23ZM35 154H36V151H35ZM34 154V155H35ZM54 154V153H53ZM118 154H120V152L118 153ZM172 154H174V153H172ZM176 154V153H175ZM188 154V153H187ZM189 154H191V153H189ZM196 154V153H195ZM198 154V153H197ZM213 154V153H212ZM216 154V153H215ZM218 154V153H217ZM221 154H222V152H221ZM240 154V153H239ZM244 154V153H243ZM258 154V153H257ZM2 155H3V152H2ZM10 155H11V153H10ZM67 155H68V153H67ZM75 155V154H74ZM77 155V154H76ZM130 155V154H129ZM184 155V154H183ZM209 155V154H208ZM226 155V154H225ZM229 155V154H228ZM237 155V154H236ZM246 155V154H245ZM62 156V155H61ZM69 156H72L71 154L69 155ZM78 156V155H77ZM120 156V155H119ZM150 156V155H149ZM185 156V155H184ZM213 156H215V155H213ZM220 156V155H219ZM240 156V155H239ZM251 156H253V155H251ZM263 156V155H262ZM262 156H260V157H262ZM5 157V156H4ZM23 157V156H22ZM53 157V156H52ZM55 157H56V155L54 156V158H52V159H54V160H56L55 159ZM62 157H65V156H62ZM67 157V156H66ZM73 157V156H72ZM82 157V156H81ZM93 157V156H92ZM170 157V156H169ZM174 157V156H173ZM173 157H171V158H173ZM191 157V156H190ZM190 157H189V159H190ZM198 157H200V156H198ZM205 157V156H204ZM207 157V156H206ZM217 157V156H216ZM221 157V156H220ZM224 157V156H223ZM233 157V156H232ZM246 157V156H245ZM250 157V156H249ZM44 158V157H43ZM135 158V157H134ZM178 158H179V156H178ZM182 158V157H181ZM186 158H188V157H186ZM186 158H184V159H186ZM192 158V157H191ZM195 158H197L196 156H195ZM203 158V157H202ZM219 160H221L219 157H217ZM226 158V157H225ZM230 158V157H229ZM4 159V158H3ZM3 159H1V161L3 160ZM26 159V158H25ZM52 159H49V158H47V161H45L44 163L43 162H41L40 160H39V157H37V156H32V158L29 160V162H28V164H25V162H24V160L21 158L20 160H18L13 166H12V168H9L8 170H1L0 171V183L1 182H6V184H7V189L4 191V192H1L0 193V195L3 197V201L2 202H0V231L1 232H3V235L2 236H0V254H5V256H6V254L7 255H12L13 254V251L12 250H14V244H15V241H14V239H13V237H10V233H13L12 231L15 229V228H17L16 226H18V225H22L23 224V227L25 226V225H27V226H25V230H24V232L22 233L24 236H25V234L28 236H33L34 234H36V233H39V231L41 230V226L42 225H39V227H37L36 228V226L35 227H33V224L31 223V222H34L33 220L37 217V215H38V213L40 214L41 212V209H44L45 208V206H47L49 203V201L47 200L46 201V199L45 198H43V195H48V193H50L51 191H52V189H53V193H54V187H56V185H58L59 183H60V181L62 180V176L60 177V175L58 176L56 173H58V172H56L57 170L56 169H65L66 168V166L68 167V162L69 161H71V160H69L67 163L65 162V163H61L60 161V163L59 162H57L56 161V164H54V160H52ZM62 159V158H61ZM60 159V160H61ZM74 159H75V157H74ZM79 159V158H78ZM167 159V158H166ZM165 159V160H166ZM174 159V158H173ZM172 159V160H173ZM212 159V158H211ZM213 159H214V157H213ZM237 159V158H236ZM241 159V157L239 158V162L241 161L240 160ZM15 160V159H14ZM68 160V159H67ZM66 160V161H67ZM175 160H176V155H175ZM179 160V159H178ZM187 160V159H186ZM202 160H204V159H202ZM229 160V159H228ZM85 161V160H84ZM87 161V160H86ZM159 161V160H158ZM166 161H168V160H166ZM166 161H163V162H166ZM236 161H238V160H236ZM249 161H251V159L249 160ZM253 161V160H252ZM181 162V161H180ZM218 162V161H217ZM216 162V163H217ZM225 162H226V159H225ZM227 162H230V161H227ZM245 162H247V161H245ZM258 162V161H257ZM58 163V164H57ZM87 163V162H86ZM168 164H170V162H167ZM209 163V162H208ZM238 163V162H237ZM243 163V162H242ZM251 163V162H250ZM42 166H41V165ZM78 164V163H77ZM159 164H160V162H159ZM173 164H174V160H173ZM177 164V163H176ZM178 164H179V162H178ZM191 164V163H190ZM193 164V163H192ZM207 164V163H206ZM211 164V163H210ZM223 164V163H222ZM226 164V163H225ZM224 164V165H225ZM240 164V163H239ZM246 164V163H245ZM255 164V163H254ZM253 164V165H254ZM37 165H40L41 166V168H39V169H37ZM73 165V164H72ZM90 165V164H89ZM155 166H156V164H154ZM171 165V164H170ZM187 165H189V164H187ZM186 165V166H187ZM194 165V164H193ZM212 165H213V163H212ZM242 165V164H241ZM71 166V165H70ZM77 166V165H76ZM146 166V165H145ZM181 166V165H180ZM195 166V165H194ZM219 166H220V163H219ZM222 166V165H221ZM226 166V165H225ZM231 166V165H230ZM239 166V165H238ZM245 166V165H244ZM244 166H242V167H244ZM250 166V165H249ZM255 166V165H254ZM10 167V166H9ZM168 167H170V166H168ZM172 167V166H171ZM185 167V166H184ZM211 167V166H210ZM210 167H209V169H210ZM229 167V166H228ZM235 166L233 165V167H231V168H234ZM240 167V166H239ZM252 167V166H251ZM263 167V166H262ZM36 168V172H34V174H32L33 175V177L31 178V179H25V177L23 176V174H24V170H28V171H30V170H32V171H34V169ZM72 168H73V166H72ZM175 168V167H174ZM173 168V169H174ZM195 168H196V166H195ZM224 167H222V169H223ZM246 168H248V167H246ZM255 168H256V166H255ZM2 169V168H1ZM68 169V168H67ZM70 169V168H69ZM154 169V168H153ZM152 169V170H153ZM167 170H168V168H166ZM177 169H179V168H177ZM187 169V168H186ZM198 169V168H197ZM202 169V168H201ZM208 169V168H207ZM207 169H202L201 170V172H200V174H198V178H197V181L200 179V178H204L205 179V177H211V173L213 172H209V170H207ZM215 168H213L212 170H214ZM218 169H219V167H218ZM239 169V168H238ZM242 169V168H241ZM258 169H259V167H258ZM71 170H75V168L74 169H71ZM216 170H217V168H216ZM220 170V169H219ZM219 170H217V171H219ZM232 170V169H231ZM246 170V169H245ZM255 170V169H254ZM261 170V169H260ZM65 170H63V172H64ZM77 171V170H76ZM165 171V170H164ZM170 171V170H169ZM237 171V170H236ZM250 170H248V172H249ZM253 171V170H252ZM256 171V170H255ZM263 171V170H262ZM62 172V171H61ZM159 173H160V171H158ZM166 172H168V171H166ZM166 172H164L165 174H166ZM187 172V171H186ZM186 172H184V173H186ZM189 172V171H188ZM220 172V171H219ZM227 172H228V170H227ZM233 172V171H232ZM244 172V171H243ZM261 172V171H260ZM29 174H30V172H28ZM84 173H86V172H84ZM135 173V172H134ZM162 173V172H161ZM222 173H223V171H222ZM222 173H219L218 174V172L217 173H214L215 175L214 176H212L214 179H215V177L216 178H218L219 179V181L221 180V178L223 177V175L224 174H222ZM224 173H225V171H224ZM231 173V172H230ZM251 173V172H250ZM59 174V173H58ZM80 174H81V171H80ZM83 174V173H82ZM81 174V175H82ZM152 174V173H151ZM216 174H218V175H216ZM228 174V177L230 176L229 175V173H227ZM261 174V173H260ZM64 175V174H63ZM65 175H66V173H65ZM64 175V176H65ZM157 175V174H156ZM193 176H194V174H192ZM225 175H226V173H225ZM264 174H262V176H263ZM26 176V175H25ZM29 176V175H28ZM67 176V175H66ZM68 176H69V173H68ZM76 176V175H75ZM84 176V175H83ZM152 176H154V175H152ZM162 176V175H161ZM160 176V177H161ZM165 176V175H164ZM179 176V175H178ZM246 176V175H245ZM254 176H255V174H254ZM258 176V175H257ZM5 177H6V180H5ZM30 177V176H29ZM82 177V176H81ZM157 178L159 177L158 175L156 176ZM155 176H154V178H156ZM181 177H182V175H181ZM181 177H178V178H181ZM221 177V178H220ZM225 177V176H224ZM251 177V176H250ZM259 177V176H258ZM66 178V177H65ZM72 178V177H71ZM153 178V177H152ZM177 178V179H178ZM194 178H196V175L194 176ZM226 178V177H225ZM225 178H223V179H225ZM260 178H262L261 177V175H260ZM15 179H19V180H21V186H20V184H19V187H17V188H13L11 185V183H12V181L13 180H15ZM73 179V178H72ZM71 179V180H72ZM83 179V178H82ZM148 179V178H147ZM207 179V178H206ZM247 179H248V177H247ZM250 179V178H249ZM252 179V178H251ZM254 179V178H253ZM75 180V179H74ZM148 180H150L149 182L151 183V184H153V180H151V179H148ZM154 180H156V179H154ZM166 180V179H165ZM234 180H235V178H234ZM240 180V179H239ZM238 180V181H239ZM66 181V180H65ZM146 181L147 180H145V185L148 183H146ZM187 182H188V180H186ZM182 182V181H179V184H180V187H178V188H182V187H184V188H186L187 189V191L189 192V197L192 199V200H194L196 203H198V204H202V203H204V201H205V203H207L208 201V199L207 200H205V195L206 194H210V193H213L216 189H220V188H222V185L221 184H223V183H221V181L219 182L218 180L216 181V179L213 181L214 183L213 184H211L210 182H208V184H206V185H200V187L199 188H196V189H191V190H189V184H191V182L190 183H187V182ZM216 181V182H215ZM241 181V180H240ZM247 181H249V180H247ZM251 181V180H250ZM248 182V183H246V185L247 184H249V183H251V182ZM255 181V180H254ZM253 181V183H255ZM40 182H42V185H40V184H38V183H40ZM67 182V181H66ZM68 182H70V181H68ZM67 182V183H68ZM199 182H202L201 184H203V181H200L199 180ZM199 182H194V183H196V185L199 183ZM226 182V181H225ZM229 182H230V180H229ZM234 182V181H233ZM65 182H64V179H63V185H60L59 184V186H67L66 185V183L64 184ZM244 183V182H243ZM242 183V184H243ZM39 185L40 187L38 188L37 186H35V185ZM70 184V183H69ZM127 184V182L125 183V185ZM205 184V183H204ZM224 184H226V183H224ZM230 184H231V182H230ZM256 184V183H255ZM262 184V183H261ZM5 185V184H4ZM102 185H107V190H105V192L101 195V196H99L100 195V187L102 186ZM120 185V186H119ZM164 185V184H163ZM162 185V187H160V189L158 188L157 190L156 189H154V190H149L148 189V191H144L142 194L143 195H140V196H142V198H141V201H140V203H139V206H140V208H142V209H144V210H148L149 211V215H143L142 217H138V219H136L135 221H132V220H129V218L128 217H126L125 216V218L123 219V221L121 220V222H120V220H118V221H116L115 223H113V225L111 226V227H109L110 229L108 230V232L106 233V232H103L102 234L104 235V236H106L105 235V233L107 234V236H109L108 238H110V236L111 235H113L115 232H120L121 233V238L119 239V240H112V238H110V240L109 241H107V242H109V244H110V248H112V249H110V250H108L109 252L107 253V254H105L106 256H107V258L110 260V264H211V262H209L208 261V259H207V257H209V255H211V254H213V252H220V258H227L228 257V259H226L227 261H228V264H244V261H242V260H240L241 258H238V257H244V256H242L243 254H245L244 252H245V249H246V246H247V243L245 242V241H243L242 239H238V236H236L237 237V239H234V241L232 240V242L230 243V244H232V247L234 248L233 250V253L231 252V250H232V248H230L229 250H230V253H228L227 251V253H225V247H222L223 249H220V246H225V244H224V242H225V240H227V242H228V237L226 238L225 236L227 235V234H229V232L230 231H232V229H233V227L234 226H236V227H240V231H242V228L244 227V226H246L245 224H244V222H242L241 220H240V218H243V216L242 217H240L239 218V220L243 223H238V221H237V223L238 224H236V225H232V226H224L223 224H222V216L224 215V213L225 214H227V215H229L228 217H230V213H231V211H233L232 209H231V211L230 212H228L227 210H226V212H228V213H226L222 208H223V206H222V208L219 206L218 207V210H216L217 212H216V214L213 216V217H211L209 220H207V222L205 223V218L207 217V215H208V211H206V213L205 212H201V209H200V212H198L197 210H193L192 211V213H188V214H191V215H193L194 217H189V216H191V215H189L188 216V214H186V215H184V217H185V219H184V221L183 222H180V227H181V230L179 231L180 233L179 234H185V235H189V237H190V239H188L187 240V242H184V243H180V242H176L175 240H173L172 238H168V239H165V240H161L162 238V236H159V233H163L164 232V229L165 228H167V226L166 225H168V223H166L165 222V220L169 217V216H172L176 211L175 210H177V208H178V206H176L175 204H174V201L172 202V200H171V198L172 197H175V195L176 194H178V192L180 193V189L178 190V189H175V187L170 183V184H168V183H166V185H164L163 186ZM195 185V184H194ZM194 185H193V183H192V187H194ZM235 185V184H234ZM240 185H241V183H240ZM251 185H254V184H251ZM251 185H249V186H251ZM258 186H259V184H257ZM70 186V185H69ZM231 186V185H230ZM233 186V185H232ZM231 186V187H232ZM248 186V185H247ZM246 186V187H247ZM263 186V185H262ZM140 187V186H139ZM196 187V186H195ZM231 187H229L230 189H231ZM237 187H239V186H237ZM241 187V186H240ZM252 187H254V186H252ZM255 187H257V186H255ZM63 188V187H62ZM242 188V190H243V187H241ZM65 189V188H64ZM63 189V190H64ZM128 189V188H127ZM140 188H138V190H136V192L138 191H140L139 190ZM142 189V188H141ZM233 189V188H232ZM237 189H239V188H237ZM245 189V188H244ZM255 189V188H254ZM260 189V191L263 189V187L262 188H259ZM133 190V192H134V188L132 189ZM131 190V191H132ZM178 192H177V191ZM222 190V189H221ZM246 190V189H245ZM65 191V190H64ZM74 191V190H73ZM130 191V193H128V194H132V192ZM244 191V190H243ZM242 191V192H243ZM255 191H256V189H255ZM138 192H137V194H138ZM181 192L183 193V192H186V190L185 189H182L181 190ZM217 192H219V191H217ZM234 192V191H233ZM238 192V191H237ZM240 192V191H239ZM249 192V191H248ZM258 192V191H257ZM220 193V192H219ZM222 193V192H221ZM225 193V192H224ZM235 193V192H234ZM264 192H262V194H263ZM51 194V193H50ZM61 194V193H60ZM59 194V195H60ZM64 194H65V192H64ZM205 194V195H204ZM223 194V193H222ZM232 194V193H231ZM238 194V193H237ZM240 194H241V192H240ZM250 194V193H249ZM261 194V193H260ZM39 195L41 196L42 195V197L40 198L39 197ZM57 194H55V196H56ZM66 195H68V193L66 194ZM221 195V194H220ZM234 195V194H233ZM236 195V194H235ZM245 195V194H244ZM243 195V196H244ZM248 195V194H247ZM256 195V194H255ZM36 196H38L39 197V199H33V197H36ZM127 196V195H126ZM134 196V195H133ZM215 196V195H214ZM218 196V195H217ZM216 196V197H217ZM239 196V195H238ZM257 196V195H256ZM37 197V198H38ZM54 197V196H53ZM57 197V196H56ZM56 197H55V200H56ZM65 197V196H64ZM67 197V196H66ZM78 197V196H77ZM164 198V197H169L170 198V200L169 201H167L166 203H164V204H162V205H160V204H158V206H156V205H154L153 203H154V200L156 199V198ZM177 197V196H176ZM208 197V196H207ZM213 197V196H212ZM222 197L224 198V196L222 195ZM240 197V196H239ZM245 197V196H244ZM247 197V196H246ZM251 197V196H250ZM253 197V196H252ZM259 197V196H258ZM257 197V198H258ZM60 198V197H59ZM68 198V197H67ZM92 198H94V199H92ZM215 198V197H214ZM214 198H210L209 197V199H211V201L214 199ZM218 198V197H217ZM217 198H216V200H217ZM219 198H220V196H219ZM218 198V199H219ZM235 198H236V196H235ZM263 198V197H262ZM0 199H2V198H0ZM54 199V198H53ZM65 199V198H64ZM64 199H61L60 198V200H64ZM245 199V198H244ZM250 199V198H249ZM255 199V198H254ZM260 199H261V197H260ZM32 200H34V201H32ZM50 200H52L51 199V197H50ZM59 200V199H58ZM79 200V199H78ZM128 200V199H127ZM176 200H178V198L176 199ZM187 200V199H186ZM185 200V201H186ZM190 200V199H189ZM222 199L220 198V201H221ZM223 200H225V199H223ZM236 200V199H235ZM234 200V201H235ZM243 199H241L240 201H242ZM256 200V199H255ZM259 200V199H258ZM53 201V200H52ZM136 201V200H135ZM188 201V200H187ZM207 201V202H206ZM210 201V203H207V205H209L210 206V204H212V202ZM227 201V200H226ZM229 201H230V199H229ZM233 201V200H232ZM249 201V200H248ZM254 201V200H253ZM252 201V202H253ZM29 202H30V205L28 206L27 204H29ZM60 202V201H59ZM218 202H219V200H218ZM222 202V201H221ZM224 202V201H223ZM237 203L239 202L238 200L236 201ZM244 203H245V201H243ZM61 203H63V201L61 202ZM65 203V202H64ZM70 203V202H69ZM68 203V204H69ZM73 203V202H72ZM216 203V201H214V204ZM225 203H227V202H225ZM235 203V202H234ZM237 203H235L236 205H237ZM54 204V203H53ZM60 204V203H59ZM66 204V203H65ZM197 204V205H198ZM217 204V203H216ZM240 204V203H239ZM245 204H247V202L245 203ZM251 204H253V203H251ZM256 204V203H255ZM75 205V204H74ZM160 205V206H159ZM206 205V206H207ZM231 205V204H230ZM233 205V204H232ZM242 205V204H241ZM249 205H250V202H249ZM49 206V205H48ZM63 206V205H62ZM67 206V205H66ZM195 206V205H194ZM202 206V205H201ZM201 206H199V207H201ZM204 206V205H203ZM214 206H217V205H214ZM225 206V205H224ZM235 206V205H234ZM58 207V206H57ZM56 207V208H57ZM189 207V206H188ZM198 207V206H197ZM213 207V206H212ZM211 207V208H212ZM243 207H244V204H243ZM246 207H249L248 205L247 206H245V208ZM54 209V210H57V209ZM59 208H62V207H59ZM67 208V207H66ZM195 208H196V206H195ZM205 208H207V207H205ZM214 208V207H213ZM227 208H228V206H227ZM229 208H230V206H229ZM231 208H233L232 206H231ZM235 208V207H234ZM237 208V207H236ZM250 208V207H249ZM50 209V208H49ZM68 209H70V208H68ZM189 209H191V207L190 208H188V210ZM215 209V208H214ZM240 209V208H239ZM46 210V209H45ZM138 210V209H137ZM199 210V209H198ZM208 210V209H207ZM210 210V209H209ZM235 210V209H234ZM238 210V209H237ZM253 210V209H252ZM260 210V209H259ZM258 210V211H259ZM47 211V210H46ZM45 211V212H46ZM49 212H50V210H48ZM58 211V210H57ZM55 212L54 214H55V216H56V214L58 213V212ZM243 211H245V209L243 210ZM248 211V210H247ZM249 211H251V210H249ZM254 211H255V209H254ZM253 211V212H254ZM257 211V210H256ZM255 211V212H256ZM9 212V214H7L8 216H6V213H8ZM61 212V211H60ZM126 212V211H125ZM150 212H151V215H150ZM188 212H190V210L188 211ZM236 212V211H235ZM252 212V211H251ZM106 212H104V214H105ZM177 213V212H176ZM181 213H182V210H181ZM234 213V212H233ZM245 213V212H244ZM257 213V212H256ZM262 213H264V210H263V212ZM46 214V213H45ZM44 214V215H45ZM59 214V213H58ZM60 214H62V213H60ZM59 214V215H60ZM103 214V213H102ZM138 214V213H137ZM136 214V216H138ZM209 214H210V211H209ZM242 214V213H241ZM1 215H3V216H1ZM65 215V217H66V214H64ZM122 215V214H121ZM176 215V214H175ZM174 215V216H175ZM233 215V214H232ZM249 215V214H248ZM262 215H264V214H262ZM43 216V215H42ZM41 215H40V217H42ZM47 216V215H46ZM54 216V218H56ZM61 216V215H60ZM102 216V215H101ZM128 216H130V215H128ZM189 218H188V217ZM245 216H246V214H245ZM245 216H244V218H245ZM259 216V215H258ZM6 217V218H5ZM44 217V216H43ZM43 217L42 218H40L41 220L43 219ZM113 217V216H112ZM187 217V218H186ZM233 217V216H232ZM237 217H239V216H237ZM249 217V216H248ZM252 217V216H251ZM262 217V216H261ZM1 218H2V220H1ZM46 218H48V217H46ZM58 218H59V216H58ZM57 218V219H58ZM260 218V217H259ZM37 219H39V217H37ZM53 219V218H52ZM230 219V218H229ZM235 219V218H234ZM233 219V220H234ZM256 219V218H255ZM44 220V219H43ZM63 220V219H62ZM65 220V219H64ZM237 220V219H236ZM247 220V219H246ZM248 220H249V218H248ZM257 220L258 219H256V222H257ZM264 220V219H263ZM39 221V220H38ZM37 221V222H38ZM53 221V220H52ZM55 221H56V219H55ZM180 221V220H179ZM239 221V222H240ZM262 221V220H261ZM39 222H41V221H39ZM43 222V221H42ZM54 222V221H53ZM63 222V221H62ZM79 222H81V223H84L85 225H87L88 227L87 228H89L90 226L89 225H91V227L89 228V229H81L80 230V226H78L79 228V230H77V224L79 223ZM246 222V221H245ZM255 222V221H254ZM32 224V226L30 225V224ZM44 223V222H43ZM46 223L48 224V222L46 221ZM65 223V222H64ZM172 223V222H171ZM228 223V222H227ZM233 223V222H232ZM259 223H261V222H259ZM176 224V223H175ZM174 224V225H175ZM181 224H183V225H181ZM251 224V223H250ZM253 224V223H252ZM262 224V223H261ZM50 225H51V223H50ZM56 225V224H55ZM58 225V224H57ZM63 226H64V224H62ZM61 225V226H62ZM83 225V224H82ZM107 225V224H106ZM174 225H172L173 227H174ZM179 225L178 226H176L175 228H177V230H179L180 228H179ZM249 225V224H248ZM247 225V226H248ZM258 225V224H257ZM263 225V224H262ZM221 226H224L225 228H221V229H224L223 231H224V235L222 234V237H216L215 235H209V236H206L208 233H211L212 231H214L215 230V233L217 232V230L216 229H218L219 227H221ZM247 226L246 227H244V231H245V229L247 228ZM21 227V226H20ZM22 227V228H23ZM242 227V228H241ZM253 227V226H252ZM259 227V226H258ZM49 228V227H48ZM52 228H54L53 226H52ZM57 228V227H56ZM170 228H171V226H170ZM248 228H249V226H248ZM250 228H251V226H250ZM256 228V227H255ZM262 228V227H261ZM105 229V228H104ZM171 229H173V228H171ZM235 229V228H234ZM252 229V228H251ZM256 229H260V228H256ZM45 230H46V227H45ZM49 230V229H48ZM48 230L46 231L47 233H48ZM59 230V229H58ZM107 230V229H106ZM177 230H175V232H177ZM220 230V229H219ZM235 230H238L237 228L235 229ZM234 230V231H235ZM60 231V230H59ZM58 231V232H59ZM174 230H172V232H173ZM249 231H250V229H249ZM252 231H253V229H252ZM256 231V230H255ZM261 231V230H260ZM264 231V230H263ZM0 232V233H1ZM17 232H19V231H17ZM21 232V231H20ZM40 232H44V230L43 231H40ZM45 232V233H46ZM168 232H170V231H168ZM222 232V231H221ZM221 232H218V233H221ZM236 232V231H235ZM258 232V231H257ZM141 233H143L144 234V242H146L147 240L149 241V239L150 238H152V237H155L156 238V236H159V239L158 240H161L159 243H158V245L154 248V249H152L151 251H149V252H144L143 253V251L141 250L142 249V246H141V248L140 249H138V250H140L141 251V253H137L136 255H137V259L135 260V261H133V262H130V261H127L124 257H123V254L124 255H126L128 252H130V251H132V250H134V248H133V245H132V240L134 239V237L136 236L137 237V234H141ZM161 233V234H162ZM214 233V234H215ZM233 233V232H232ZM237 233V232H236ZM246 233V232H245ZM248 233V232H247ZM259 233V232H258ZM262 233V232H261ZM2 234V233H1ZM0 234V235H1ZM17 234V233H16ZM21 234V235H22ZM52 234V233H51ZM118 234V233H117ZM142 234V235H143ZM168 234V233H167ZM177 235H178V232L176 233ZM204 234H205V236H204ZM238 234V233H237ZM241 233H239V235H240ZM262 234H264V233H262ZM22 235V236H23ZM59 235V234H58ZM141 235V236H142ZM174 235H175V233H174ZM221 235V234H220ZM234 235H236L235 233H234ZM245 235V234H244ZM250 235H252V233H250ZM28 236V237H29ZM36 236V235H35ZM35 236H33V237H35ZM41 236V235H40ZM45 236H46V234H45ZM49 236V235H48ZM51 236V235H50ZM49 236V237H50ZM103 236V237H104ZM106 236V237H107ZM168 236V235H167ZM219 236V235H218ZM228 236V235H227ZM246 236V235H245ZM262 236V235H261ZM264 236V235H263ZM55 237H56V235H55ZM112 237V236H111ZM174 237H176V236H174ZM173 237V238H174ZM180 237H184V236H180ZM186 237V236H185ZM184 237V238H185ZM232 237V236H231ZM255 237V236H254ZM32 238V237H31ZM48 238V237H47ZM56 238H58V237H56ZM98 238H100V237H98ZM108 238H107V240H108ZM138 238V237H137ZM161 238V239H160ZM226 238V239H225ZM230 238V237H229ZM244 238V237H243ZM260 238V237H259ZM258 238V240H260ZM49 239V242H50V238H48ZM54 238H52V240H53ZM58 239V240H59ZM157 239V238H156ZM180 239V238H179ZM249 239H251V238H249ZM248 239V240H249ZM95 240H97V239H95ZM140 240H142L141 238H140ZM158 240H156L157 242H158ZM185 240V239H184ZM252 240H253V238H252ZM264 240V239H263ZM18 241V240H17ZM21 241V240H20ZM39 241H40V239H39ZM42 241V240H41ZM103 242H105L104 241V239L102 240ZM135 241V240H134ZM142 241V242H143ZM186 241V240H185ZM250 241V240H249ZM256 242H257V240H255ZM29 242H31V241H29ZM46 242V241H45ZM44 242V243H45ZM48 242V243H49ZM54 242H55V240H54ZM98 242V241H97ZM17 243V242H16ZM28 243V242H27ZM33 243V242H32ZM47 243V242H46ZM100 243V242H99ZM25 244V243H24ZM40 244H41V242H40ZM151 243H149V245H150ZM222 244H224V245H222ZM251 244V243H250ZM258 244H259V242H258ZM262 244V243H261ZM264 244V243H263ZM23 245V244H22ZM27 245V244H26ZM30 245V244H29ZM39 244H38V242H37V244H34V246L33 247H29V248H26V247H28V245L25 247V248H20V250H19V252H17L15 255H13L12 256V258L9 260V261H5V262H2L1 264H11V262H13V261H15L16 263H21V264H26V263H28L30 260H31V258H33L34 257V255H36L37 253L39 254V252H41L43 249H42V247L41 246H38ZM48 245V244H47ZM100 245V244H99ZM102 245V244H101ZM136 245V244H135ZM140 245V244H139ZM143 245V244H142ZM155 245V244H154ZM253 245V244H252ZM103 246V245H102ZM105 246V245H104ZM104 246H103V248H104ZM138 246V245H137ZM231 246V245H230ZM250 246V245H249ZM261 246V245H260ZM16 247H17V244H16ZM48 247V246H47ZM47 247H45L46 249H47ZM50 247V246H49ZM52 247V246H51ZM107 246H105V248H106ZM145 247V246H144ZM258 247H259V245H258ZM262 247H264L263 245H262ZM102 248V247H101ZM149 248V247H148ZM186 248H188L189 250H190V252L188 253V254H185L184 253V251L186 250ZM197 248H199L198 250H197ZM251 248V247H250ZM46 249H44L43 251H44V254L46 253L45 252V250ZM48 249H50V248H48ZM74 249H76L77 251L76 252H78L74 257H69L68 256V258H66L67 257V253L70 251V252H72V251H74ZM106 250V249H105ZM137 250V249H136ZM247 250H249L248 249V246H247V249H246V253H247ZM252 250V249H251ZM260 250V249H259ZM43 251H42V253H43ZM104 251V250H103ZM102 251V252H103ZM255 250H253V252H254ZM262 251V250H261ZM41 253V254H42ZM101 253V252H100ZM250 253V252H249ZM261 253V252H260ZM264 253V252H263ZM263 253H262V255H263ZM41 254H40V256H41ZM90 254H94V250L92 249V253H90ZM10 255V256H11ZM43 255V254H42ZM96 254H94V256H95ZM261 255V256H262ZM45 256V255H44ZM44 256H43V258H44ZM49 256V255H48ZM66 256V257H65ZM106 256H104V258L106 257ZM134 256V255H133ZM249 256V255H248ZM247 256V257H248ZM264 256V255H263ZM63 257V258H62ZM98 258L99 257H101V256H97ZM1 258H3V257H1ZM6 258V257H5ZM38 258H39V256H38ZM97 258V259H98ZM102 258V257H101ZM254 258V257H253ZM7 259H8V257H7ZM24 259V260H23ZM36 259V258H35ZM106 259V258H105ZM42 260V259H41ZM92 260V259H91ZM90 260V261H91ZM93 260H96L95 258H93ZM163 260H165V262L163 261ZM213 260V259H212ZM262 261H264V259H261ZM32 261H34L35 262V260H32ZM90 261H88V262H90ZM106 261V260H105ZM45 262H46V260H45ZM92 262V261H91ZM250 262V261H249ZM18 263V264H19ZM96 263H99V261H97ZM95 263V264H96ZM106 263V262H105ZM216 263V262H215ZM218 263H219V261H218ZM227 263V262H226ZM29 264V263H28ZM34 264V263H33ZM91 264V263H90ZM221 264V263H220ZM246 264H247V262H246ZM264 264V263H263Z\"/></svg>","mask_w":264,"mask_h":264}]
</instances>
